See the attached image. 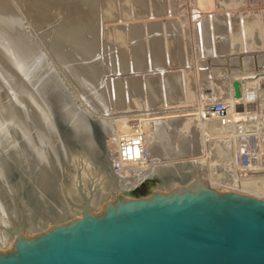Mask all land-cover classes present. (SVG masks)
<instances>
[{
    "label": "rangeland",
    "instance_id": "1",
    "mask_svg": "<svg viewBox=\"0 0 264 264\" xmlns=\"http://www.w3.org/2000/svg\"><path fill=\"white\" fill-rule=\"evenodd\" d=\"M0 1H2V2H0V4L2 3V5L0 6L2 9H0V12H2V14H3V11H4V13L7 15L9 12V10H13L14 12H16V17L18 16H20L19 18L17 17H15L14 16V14H12V12L10 11V13L11 14H9V16H8V18L9 17H11L12 15V17H14V19H18L17 21L20 23V27L22 28V30L23 31H25L26 33H28V34H24V32H23V34H24V36H27L28 38H29V40H28V38H26V40H27V42L29 41L30 42V44H29V42H28V44L25 42V45L24 46H28V47H30V46H32L33 44V48H35L36 50H38V51H40V52H43L44 51V53H41L42 54V56H43V59H45L44 61H45V63H46V65H49L50 67H51V69L49 68V66H48V68L50 69V73L52 74V75H55L59 80H60V77L62 78L60 81H62L60 84H62V85H60L59 84V86L61 87V88H63V87H66V90H67V92H69L70 91V95L71 96H69L70 97V100L71 101H73L74 100V104H75V99H76V107H78V108H80V109H84V108H86V109H90V112L92 113L93 111V114H91L90 113V115H94L95 117H101V119H105L106 121H111V122H116L117 123V125H116V133H115V138L117 139V140H119V142H120V140H123V138L124 139H127V137L129 138V140L130 141H126L127 142V144L129 143V145H127L126 146V142L125 141H123V142H125V144L123 143V142H121L120 144H118V145H120L119 146V150H117V151H119L118 152V155H119V157H120V159H125L124 157H125V154H127L128 152H129V149L130 150H133V148H136L137 149V147H138V145H139V140H141L145 145L143 146V148L141 149L142 151L140 152L141 153V158H144L145 159V161L146 162H149L150 161V157H149V148L151 147V145H149V144H151V142L150 141H152V139H153V129H152V127H150V123H151V125H152V123L155 121V120H157V119H161V117H157L156 118V116L158 115V116H161V115H163V114H166L167 112H168V114H166V115H163L162 116V118L164 119L163 120V122L164 121H166L167 119V123L166 122H164L165 124H166V134H164L163 136L161 135V138H163L164 136H165V139H167V141L169 142V143H173L174 142V136H175V131L174 130H171V127H172V125L170 124L171 123V121L172 122H178V123H180V122H182V123H184L183 121H182V119L183 120H186L185 118H188V116L189 115H192L191 117L189 116V119H190V121H191V123H190V125L192 124L193 126L195 125V127L197 126L198 127V125L200 126L199 128L200 129H202L203 130V132H202V130H200L199 128H197L196 129V132H198V133H196V135L198 136V137H200V139L199 140H196V142H199V143H197L196 145H199V146H196V147H194L193 149L190 147V146H183L184 147V149H183V147H182V153L181 154H176V153H174L173 151V154H171L172 152H170V153H168L165 157H163L164 158V160H163V158H160L159 160H161V162H163V163H165V164H168V163H170V162H172V161H178V162H180L179 161V159H181V161H187V162H190V160L188 159L190 156L192 157V156H194L195 154H196V156H198L197 155V153H198V151L197 150H201L202 151V153H201V151H199L200 153H198V154H200L198 157H196V159H198V160H202L203 161V163L206 165V166H208L207 168H209V171H210V176L215 180V179H217V177L218 178H220V179H217V180H215V182L217 183V184H219L218 186H222V188H223V190H225V191H227L229 194H230V192L231 191H229V189L231 188V187H235V185L237 184V185H239L240 183L241 184H244V183H246L247 184V186H246V184H245V186L246 187H251L252 189L251 190H261L262 189V191H264V172H263V170H264V113H263V111H264V0H214L215 1V3H214V1L213 0H205L206 2H204L203 0H167L168 2H166V0H159V2H158V0H146V3H147V1H148V3L145 5V3H144V0L143 1H141V0H115L116 2H117V4H116V2L114 1V0H104V1H102V0H93L94 2H95V6L97 7L98 5H100L101 3H103V4H101L100 6L101 7H99L98 6V10L96 9V7L94 6V2L92 1V0H87L86 1V3H88V4H85L84 2L85 1H83V3H82V0L80 1V0H51V2H48V1H50V0H30L31 2H34V4L33 3H31L29 0H20V3H19V1L17 2V0H0ZM36 1H39V3L38 2H36ZM53 1V2H52ZM62 1V2H61ZM67 1V2H66ZM79 1H80V5H79ZM110 2V4L109 5H107L108 3L107 2ZM114 1V2H113ZM123 1V2H122ZM125 1L127 2V3H125ZM140 1H141V3H140ZM153 1H156V3L158 2V4L159 3H161V4H157V5H155L156 3L154 2L153 3ZM210 1V2H209ZM212 1H213V3H212ZM3 2H5V3H7V2H9L8 4H6L5 5V3H3ZM40 2H43V3H40ZM48 2V3H47ZM70 2V3H69ZM89 2H90V4H91V2H92V4H93V6L92 5H90L89 4ZM106 4H105V3ZM129 2V3H128ZM142 2H143V5H140L139 6V4H142ZM152 2V3H151ZM167 4H165V3ZM172 2V3H171ZM202 2H204L203 4H202ZM11 3V4H10ZM45 3H47V5L45 4ZM57 3V4H56ZM63 3V4H62ZM81 3L82 4H85L84 5V7L82 8V5H81ZM115 3V4H114ZM119 3H121V4H119ZM125 3V4H124ZM131 3V4H130ZM133 3V4H132ZM21 4V5H20ZM23 4H24V6H23ZM36 4H38V6L40 5V4H42V5H40V6H42V7H44L45 5H46V7H44V12L46 11V13L44 14V12L42 11L43 9L42 8H40V10L43 12V14L41 13V11L39 10V7H37V9H36V7H35V9H33L34 7L32 6V5H34V6H37ZM51 4V5H50ZM54 4V5H53ZM58 4H61V5H59L58 6ZM96 4H98V5H96ZM127 4V5H126ZM130 4V5H129ZM137 4V5H136ZM153 4V5H152ZM169 4V5H168ZM202 4V5H201ZM205 4H207V5H205ZM28 5V6H27ZM30 5V6H29ZM44 5V6H43ZM65 5H67V6H65ZM69 5V6H68ZM70 5H71V7H70ZM79 5V6H78ZM89 5V6H88ZM108 7H107V6ZM112 5V6H111ZM121 5V6H120ZM126 5V6H125ZM134 5V6H133ZM138 7H136V6ZM149 5H151V6H149ZM165 7H164V6ZM174 5V6H173ZM6 7V9H4L3 7ZM9 6H11V8L9 7ZM22 6V7H21ZM31 6L33 7V8H31ZM53 6H55L54 8H53ZM86 6H88V7H86ZM104 6V7H103ZM115 8H114V7ZM123 6V7H122ZM146 6V7H145ZM149 6V7H148ZM153 6H156V8H158V7H160V8H158V9H155ZM204 6H206V7H204ZM214 6V7H213ZM10 8V9H7V8ZM48 7V8H47ZM52 7V8H51ZM61 7H62V9H61ZM69 7H70V9H72L71 11H69L68 12V10H70L69 9ZM75 7V8H74ZM92 9H91V8ZM106 7V8H105ZM126 7V9L124 10L123 8H125ZM128 7V8H127ZM129 7H131V8H129ZM132 7H133V9H132ZM150 7H152L151 9H150ZM169 9H168V8ZM209 7V8H208ZM25 8V9H24ZM46 8V9H45ZM58 8H59V10H58ZM89 8V9H88ZM93 8H95V9H93ZM103 8L105 9V10H103ZM110 8H111V10H110ZM120 10H118V9ZM140 8V9H139ZM146 8V9H145ZM164 8H165V11H164ZM172 8V9H171ZM174 8V9H173ZM205 8V10H203ZM212 8V9H211ZM68 9V10H67ZM76 9V10H75ZM79 9V10H78ZM86 9V10H85ZM101 9V10H100ZM122 9V10H121ZM135 9V10H134ZM137 9V10H136ZM146 10V12L145 13H147V12H149V10H151L148 14H145L144 12H143V10ZM149 9V10H148ZM155 9V10H154ZM161 9V10H160ZM208 9H210V10H208ZM26 10V11H25ZM33 10V11H32ZM88 10H89V13H88ZM103 10V11H102ZM141 10V11H140ZM144 10V11H145ZM148 10V11H147ZM156 10H158L159 11V13L156 11ZM167 10H169V11H167ZM28 11V12H27ZM30 11H32V12H30ZM36 11H38V12H36ZM51 13H50V12ZM55 13H54V12ZM75 11V12H74ZM80 11V12H79ZM93 11V12H92ZM101 13H100V12ZM113 13H112V12ZM119 13H118V12ZM123 11H125V13L127 14H125V16H124V12ZM139 12V13H136V12ZM152 11L154 12V14L152 13ZM155 11H156V13H155ZM162 11H164V12H162ZM26 12V13H25ZM39 12L41 13V16H42V18H41V16L39 15ZM67 12H68V15H67ZM84 12V13H83ZM97 12H99V13H97ZM107 12H108V14L110 15H108L107 14ZM121 12H123V13H121ZM133 12V13H132ZM144 13V15H143V13ZM173 12V13H172ZM196 12V13H195ZM19 13V14H18ZM27 13H29V15L27 14ZM36 13V14H35ZM53 13V14H52ZM62 13V14H61ZM83 13V14H82ZM102 13H103V15H102ZM116 13H117V15H116ZM150 13L152 14V15H150ZM167 13V14H166ZM38 14V15H37ZM50 14H52V15H50ZM56 14H59V15H56ZM77 14V15H76ZM91 16H90V15ZM98 14H99V16H98ZM106 14V15H105ZM132 14V15H131ZM136 14V15H135ZM141 14V15H140ZM171 14V15H170ZM214 16H213V15ZM27 15V16H26ZM31 15H35V17H32V18H30L31 17ZM44 15H47V17H45L46 18V21H45V18H44ZM55 15V16H54ZM60 15H61V17H60ZM65 15V16H64ZM68 17H67V16ZM87 15V16H86ZM120 15H122V17H120ZM145 15H148L147 17L145 16ZM154 15V16H153ZM162 17H161V16ZM195 15V16H194ZM216 15H220V17H218V16H216ZM40 18H39V17ZM93 16V17H92ZM101 16V17H100ZM104 16V17H103ZM107 16H109V18H107ZM115 16V17H114ZM126 16H127V19H125L126 18ZM128 16H130L129 18H131L130 20H129V18H128ZM131 16H133V18L131 17ZM141 18H140V17ZM143 16V17H142ZM3 17H7V16H4L3 15ZM11 17V18H12ZM36 17H38V18H36ZM50 17V18H49ZM51 17H53V19L51 18ZM76 17V18H75ZM86 17V18H85ZM101 19H100V18ZM112 17V18H111ZM116 17H118V18H116ZM120 17V18H119ZM123 17H125V18H123ZM135 17V18H134ZM155 17V18H154ZM157 17V18H156ZM34 18V19H33ZM55 18H57V19H55ZM66 18V19H65ZM67 18H69L68 20H67ZM75 18V19H74ZM94 18V19H93ZM98 18V19H97ZM122 18V19H121ZM138 18H140V19H138ZM146 18V19H145ZM152 18V19H151ZM167 18H169V19H167ZM217 18V19H216ZM240 18H242L241 20H240ZM42 19H44V21L42 20ZM93 19V20H92ZM109 19V20H108ZM114 19H116V20H114ZM119 19V20H118ZM134 19V20H133ZM162 19V20H161ZM166 19V20H165ZM172 19V20H171ZM174 19V20H173ZM20 20V21H19ZM31 22H30V21ZM37 20H38V22H37ZM47 20H48V22H47ZM51 22H50V21ZM90 20V21H89ZM98 20V21H97ZM124 20H126V21H124ZM128 20V21H127ZM143 20V21H142ZM221 20V21H220ZM245 20V21H244ZM40 21V22H39ZM42 21V22H41ZM55 21V22H54ZM58 21V22H57ZM71 21V22H70ZM80 21V22H79ZM86 21V22H85ZM87 21H89L90 22V24L88 25V23H87ZM94 21V22H93ZM115 21V22H114ZM134 21V22H133ZM136 21V22H135ZM166 21V22H165ZM244 21V22H243ZM46 22V23H45ZM53 22V23H52ZM63 22H65V23H63ZM74 22V23H73ZM82 22V23H81ZM130 22H131V24L132 25H134V30L136 29V28H138L139 30H140V28L142 27L143 28V30H142V28H141V30H140V33L142 34L145 30V32H146V34L148 33V35H146L145 34V32L141 35L140 34V36H139V33H137V31H138V29H137V31L134 33V35H133V30H132V25L130 24ZM133 22V23H132ZM139 22H140V24L142 25V26H139L140 24H139ZM154 23V25L153 24H151V26H155L153 29H154V35H155V32L158 30V27H159V30L156 32L157 34H165V35H167V36H170V32L173 30V32L174 33H176V35L174 34V36H176L175 38H173V37H171L173 34H171V43L173 44L174 43V45H172L170 42H168V41H170V37H167V36H163V35H161V37L164 39V37L165 38H167L168 39V41L167 40H165L164 39V41H166V42H164L163 41V39H156V37H159V36H157V34H156V36H155V41H154V35H153V31H151L152 30V28H151V30L148 28L147 29V26H148V23ZM156 22H159L161 25L159 26V23H157L158 24V27L156 26L157 24H155ZM170 22H173V23H171L172 24V26L171 25H169L170 24ZM183 22V23H182ZM236 22V23H235ZM242 22H243V24H242ZM245 22H246V27H245ZM17 23V22H16ZM41 23V24H40ZM43 23V24H42ZM50 24V25H48V24ZM52 23V24H51ZM58 24V26H57V24ZM76 23V24H75ZM92 23V24H91ZM115 23V24H114ZM136 23V24H135ZM144 23H147V24H144ZM208 25H207V24ZM212 23V24H211ZM223 23V24H222ZM231 23H234V24H232L231 25ZM248 23V24H247ZM251 23V24H250ZM18 24V23H17ZM47 24V25H46ZM60 24H61V26H60ZM100 24V25H99ZM125 24V25H124ZM174 24H177V28H176V26L174 25ZM213 24H214V26H213ZM217 24V25H216ZM236 24V25H235ZM238 24V25H237ZM19 25V24H18ZM36 25H37V28H36ZM42 25V26H41ZM58 27H56V26ZM72 25V26H71ZM74 25V26H73ZM78 25V26H77ZM81 25V26H80ZM84 25V26H83ZM88 27H87V26ZM94 25V26H93ZM110 25V26H109ZM127 25V26H126ZM136 25V26H135ZM138 25V26H137ZM144 25V26H143ZM150 25V24H149ZM162 25H164V26H162ZM224 25V26H223ZM226 25V26H225ZM230 25V26H229ZM39 26H40V28H39ZM49 26V27H48ZM66 26V27H65ZM76 26V27H75ZM97 26V27H96ZM123 27V29L122 30H124V31H121V28ZM129 26H131L130 27V29H128L129 28ZM146 26V27H145ZM162 26V27H161ZM168 28H167V27ZM170 26L171 27H174L173 29H170ZM233 28H232V27ZM235 26H236V29H235ZM252 26V28H250ZM33 27V28H32ZM34 27H35V29H34ZM62 28V29H60V28ZM69 27V28H68ZM73 27V28H72ZM119 27H120V30H119ZM127 29V31H126V29ZM150 27V26H149ZM164 27H166L165 29H164V31H165V33L164 32H162V33H159V32H161V30L160 29H162V31H163V28ZM208 29H207V28ZM214 27V28H213ZM220 27V28H219ZM227 29H226V28ZM230 27V28H229ZM256 27V28H255ZM55 28V29H54ZM71 28V30H69ZM74 28H76L75 30H73ZM78 28H79V30H78ZM84 31H82L81 29ZM115 28H116V30H115ZM145 28V29H144ZM155 28H157L156 29V31H155ZM177 30H176V29ZM212 30H211V29ZM250 30H249V29ZM41 29V30H40ZM43 29H44V31H43ZM52 29H54V30H52ZM68 30V32H67V30ZM90 29V30H89ZM102 29H103V31H102ZM106 29V30H105ZM112 29H113V31H112ZM174 29L176 30V31H174ZM216 29V30H215ZM225 29H226V31H225ZM252 29V30H251ZM31 30V31H30ZM72 30H73V32H74V34L72 33ZM77 30V31H76ZM89 30V31H88ZM93 30V31H92ZM99 30V31H98ZM109 30V31H108ZM129 30H130V32H132L131 34V36H135V38L136 39H133L131 36H129L128 34H129ZM148 30H149V32H148ZM168 30H169V32H168ZM180 30V31H179ZM205 30H206V32H205ZM209 30V31H208ZM247 30V31H246ZM36 31H37V33H36ZM38 31H40V32H38ZM48 31V32H47ZM52 31V32H51ZM60 32L61 31V33H58V32ZM63 31H64V34H63ZM79 31V32H78ZM86 31V32H85ZM91 31V32H90ZM142 31V32H141ZM178 31L180 32V34H178V35H180V39H179V37L177 38V33H178ZM208 31V32H207ZM211 31V32H210ZM217 31V32H216ZM222 32V33H220V32ZM224 31V32H223ZM254 31V33H252ZM45 32L48 34V38H46V34H45ZM56 32H57V34L59 35V38L60 39H62V40H59V38H57V34H56ZM81 32H83V33H81ZM90 32V33H89ZM103 32V33H102ZM107 32V33H106ZM112 34H111V33ZM115 32V33H114ZM121 32V33H120ZM122 32H124V33H122ZM169 33V35L168 34H166V33ZM173 32H171V33H173ZM186 32V33H185ZM219 32V33H218ZM251 34H250V33ZM258 32V33H257ZM52 33V34H51ZM81 33V34H80ZM85 33H87V34H85ZM105 33V34H104ZM205 33H206V35H208V36H210V37H207V39L208 38H210L208 41H206V35H205ZM209 33V34H208ZM227 33V34H226ZM69 34V35H68ZM92 34V35H91ZM96 35V37H95V35ZM98 34V35H97ZM110 36H109V35ZM124 34V35H123ZM136 34V35H135ZM151 34L153 35L151 38H149L150 36H151ZM248 34H249V36H248ZM254 34V35H253ZM40 35V36H39ZM43 35V36H42ZM51 37H50V36ZM61 35H63V36H61ZM67 35V36H66ZM72 35H74V36H72ZM80 35V37H78ZM85 35H87V36H89L88 38H87V40L85 39L86 37H85ZM101 35V36H100ZM102 35H104V36H102ZM118 36V39H120L121 38V40H119L120 42H118V39H117V36ZM121 37H120V36ZM185 35V36H184ZM45 36V37H44ZM53 36H55V38L53 37ZM65 36L67 37V39L65 38ZM71 38H70V37ZM77 36V37H76ZM81 36H83V37H81ZM90 36H92V37H90ZM98 36H99V39H98ZM125 36V37H124ZM136 36H139V37H141V36H143L144 38H142V39H139V37H136ZM147 36V37H146ZM220 38V40L218 39V37ZM222 36V37H221ZM223 36L225 37V40H224V38H223ZM226 36H227V39H228V41H227V39H226ZM250 37V39L248 38V37ZM253 36V37H252ZM256 36V37H255ZM36 37V38H35ZM85 37V38H84ZM102 37V38H101ZM109 37V38H108ZM120 37V38H119ZM123 37V38H122ZM129 37H131V38H129ZM215 37L217 38V39H215ZM255 37V38H254ZM52 38H53V40H52ZM75 40H74V39ZM78 38L79 39H81V40H78ZM89 38H91L90 40H89ZM95 38H96V40H95ZM104 38V39H103ZM115 40H114V39ZM223 38V39H222ZM231 40H230V39ZM249 40H248V39ZM253 38V40H255L254 41V43H253V40H251ZM31 39V40H30ZM65 39V40H64ZM94 39V40H93ZM111 39H113V40H111ZM126 39V40H125ZM128 39H131V40H133L132 41V43H130L131 42V40H128ZM139 39V40H138ZM144 39V40H143ZM173 39H174V42H173ZM175 39H179V40H181L180 42L181 43H183V45H185L184 47L185 48H183L184 49V54L182 55V53H183V49H182V53H181V51H179V49H178V51H179V56H180V58H181V61H182V59H183V61H184V67H183V69H184V71L182 70V63L183 62H181L180 61V59L178 60V63L175 61V63H174V59L175 58H173L172 59V57H174V56H171V55H176V51L174 50V49H176L177 50V48H179L178 47V45H176V40ZM223 40V42L225 41V43L224 44H227V46H225V49H222V50H220V46H221V44L220 43H222V40ZM256 39H257V41H256ZM33 40V41H32ZM39 42H38V41ZM50 42H49V41ZM57 40L59 41V42H57ZM70 40H72V42H69ZM74 40V41H73ZM84 40V41H83ZM85 40H86V42H85ZM99 40V41H98ZM105 41V44H104V42H102V41ZM144 41L143 42V45H142V42L141 41ZM147 40V41H146ZM152 40V41H151ZM156 40H160L161 41V43L159 44V43H157V44H155L157 41ZM179 40H178V42H177V44L179 43L180 44V42H179ZM219 40V41H218ZM32 41V42H31ZM45 41V42H44ZM63 43H62V42ZM66 41H68V44L66 43ZM82 41H83V43H85V44H83L82 43ZM108 41H111V42H108ZM125 41H126V43H125ZM137 41H140V43L138 44L137 43ZM154 41V42H153ZM159 41V42H160ZM184 41H185V43H184ZM101 42V46H100V49H99V44H98V46H97V43H100ZM113 42V43H112ZM147 42H149V43H152L153 44V46H154V44L156 45V49L158 48L159 49V47H158V44H159V46H160V50L162 49L163 50V53H162V51H159L158 49V51H159V54H160V52H161V54H162V56H161V54L160 55H158V54H156V55H158L157 56V58H159V56H161V57H163L165 54L167 55V53H169L168 55L169 56H171V60H170V57L168 58V61L170 62V61H173V63L172 62H170V66H169V64H167L168 62H167V60H166V57L162 60L163 61V63H164V65H165V68H163V67H161V65L159 66V62H161V61H159V59H158V61H157V59L155 58V61H153L152 62V59L151 58H153L154 59V50H153V52L154 53H152L151 51H149L151 48L150 47H152V45L150 44V47L149 46H146V45H148L147 44ZM220 42V43H219ZM226 42H228V43H226ZM253 43V44H255V42H256V44L255 45H253V44H250V43ZM31 43H33L32 45H31ZM37 43V44H36ZM49 43V44H48ZM61 43H62V45H61ZM73 43H74V45H73ZM80 43V44H79ZM90 43V44H89ZM103 43V44H102ZM106 43H107V45H106ZM109 43H112V44H110L109 45ZM117 45V43H119V44H121V46L119 47V48H117V46H119V45H117L116 46V48H115V44ZM136 43V47H137V45H138V47L137 48H139L140 47V45H141V47L142 48H144V53H143V56H145V58L146 59H142V55H141V52L143 51L141 48H140V50H141V52L139 51V49H138V51L140 52L139 54H140V56H141V59H140V56H138L139 57V59H140V62H141V60L143 61V63L145 62V66H146V64H147V66H146V68L147 69H144L143 70V68H144V66H143V63L142 64H139V67H137L136 65H137V61H139L138 60V58H137V56H136V59H135V57H134V55H136V54H138V51H137V48H136V50H135V53H134V49H132V48H130V47H133V44H135ZM165 45H164V44ZM168 43H169V45H171V46H173V48L171 47V46H169L168 45ZM218 43H219V48H218ZM58 44H60V45H58ZM78 44L80 45V47H78ZM87 44V45H86ZM89 44V45H88ZM93 44V45H92ZM94 44H95V46H94ZM114 44V45H113ZM132 44V45H131ZM144 44H146L145 46H144ZM167 44V45H166ZM188 44V45H187ZM70 45V46H69ZM112 45V46H111ZM125 45H126V47H125ZM164 45V46H163ZM37 46V47H36ZM45 46V47H44ZM56 46V47H55ZM74 46V47H73ZM110 46L112 47V49L114 50H111V48H110ZM129 46V50L131 49V51L134 53V55L132 54V52H130L129 51V54L128 53H125V49H123V47L124 48H126L127 49V47ZM167 47L166 49L165 48H163V47ZM182 45L180 44V47H181ZM222 46H224L223 45V43H222ZM40 48V49H37V48ZM109 48V49H107V48ZM147 47H149V50H146V49H148ZM162 47V48H161ZM172 48V50L171 49H169L170 51H173L172 52V54H171V52L168 50V48ZM183 47V46H182ZM187 47H188V49H187ZM46 48V49H45ZM47 48H49V49H47ZM57 48V49H56ZM61 50H60V49ZM66 48V49H65ZM92 50H91V49ZM98 48V49H97ZM121 48H122V50H121ZM222 48V47H221ZM51 49V50H50ZM68 49V50H67ZM88 49V51H86ZM95 49V50H94ZM128 49H127V52H128ZM153 49V48H152ZM151 49V50H152ZM154 49H155V46H154ZM67 50V51H66ZM79 50H80V52H79ZM89 50H91V51H89ZM97 50V51H96ZM107 51V53H106V51ZM120 50L122 51V52H120ZM169 52H168V51ZM181 50V49H180ZM186 50L188 51V52H186ZM49 52L50 54H46V52ZM94 51V52H93ZM99 51V52H98ZM100 51H101V54H100V56H99V53H100ZM113 51V52H112ZM118 51L120 52V53H118ZM137 51V52H136ZM148 51L151 53V54H153V55H151V57H150V55H149V53H148ZM165 51L167 52V53H165ZM70 52V53H69ZM75 52V53H74ZM78 52V53H77ZM88 52H90V54L88 53ZM92 52V53H91ZM111 52H112V55H111ZM115 52V54L116 55H118V56H115L113 53ZM123 52L125 53L124 55H123ZM225 54H224V53ZM230 52V53H229ZM69 55H68V54ZM81 53L83 54V55H81ZM104 53V54H103ZM106 53V54H105ZM131 53V54H130ZM146 53V54H145ZM157 53V52H156ZM185 53H188V55L186 56V58H188V59H186L185 58ZM229 53V54H228ZM44 54V55H43ZM45 54H46V56H45ZM71 54H72V56H71ZM80 54V55H79ZM147 54H148V57H150V61L152 62V63H150V61L148 62V59H147ZM171 54V55H170ZM227 54V55H226ZM65 55V56H64ZM96 55H98V56H96ZM105 55V56H104ZM120 55V56H119ZM122 55V56H121ZM127 55H131V59H130V57L129 56H127ZM168 55H167V57H168ZM181 55H182V57H181ZM74 56V57H73ZM87 56V57H86ZM107 56L109 57L108 59H107ZM111 56H113V57H111ZM124 56V57H123ZM126 56H127V58H126ZM177 57H178V55H176ZM6 57V56H5ZM4 57V58H5ZM46 57V58H45ZM60 57V58H59ZM64 57V58H63ZM90 57V58H89ZM93 57H94V59H93ZM96 57H98V60H99V63H101V64H103V66L105 65V68H104V70H106V68H108L109 66H110V69H107L106 71L108 72V70H109V72L106 74V71H103V69H101L102 67H101V65H100V67H99V63H98V61H97V63L98 64H96ZM101 59H100V58ZM116 57H122V58H124V59H120V61H121V63L122 64H124V62H125V65H127L128 66V64H129V66H130V63H131V65H133V63H135L134 64V66H133V69L135 68V72H134V70H132V69H130L129 70V66L127 67V71H128V77H127V71H126V69L125 70H123V67H124V65L122 66L121 65V63H120V61L118 60V58H116ZM134 59H133V58ZM160 57V58H161ZM184 57V58H183ZM229 57H231V58H229ZM232 57H233V59H232ZM0 60H4L3 61V63L5 64V59L3 58V56L2 55H0ZM3 58V59H2ZM7 58V60H9L10 59V57H9V59H8V57H6ZM47 58H49V59H47ZM59 58V59H58ZM70 58V59H69ZM102 58H104V63L102 62ZM127 60H126V59ZM129 58V59H128ZM51 59H52V61H51ZM61 59V60H60ZM75 59V60H74ZM106 59L107 60H112V62H111V65H109L108 67L106 66V64L108 65V64H110L109 62L110 61H108V63H107V61H106ZM113 59H114V61H113ZM178 59V58H177ZM177 59H175V60H177ZM185 59H186V61H185ZM224 59H226L225 61H224ZM47 60H49V61H47ZM64 60V61H63ZM71 60V61H70ZM124 60H126V61H124ZM128 60H131V62L129 63L128 62ZM164 60H166V61H164ZM233 60H235V62L233 61ZM55 61V62H54ZM60 61V62H59ZM79 62V64H78V62ZM123 61V62H122ZM136 61V62H135ZM180 61V62H179ZM229 61V62H228ZM8 61H6V63H7ZM51 62H52V64H51ZM61 62H63V63H61ZM71 62L73 63V64H71ZM76 62V63H75ZM116 62V63H115ZM154 62H158L157 64H158V66L162 69L163 68V70H162V72H160L161 70H160V68H159V70L160 71H158L157 69L158 68H155V69H153L152 67V69H148V63H149V67H150V64H152L154 67H156L155 65H154ZM11 63H12V61H10V63H8V65L10 64V66H9V68H11L12 67V71L14 70L15 72H14V74L16 75L15 76V78H14V80L13 81H15V82H18L19 80L21 81V79H23L22 78V75L19 73V72H16V70L15 69H13V66L11 65ZM67 63H68V66H67ZM84 63V64H83ZM112 63H114V64H112ZM117 63H120L119 64V67L120 66H122V68H116V64ZM139 63V62H138ZM180 63V66H179V68L180 69H177L178 68V64ZM186 63L188 64V65H186ZM64 64V65H63ZM77 64V65H76ZM90 64H91V66H92V64H93V66L92 67H89L90 66ZM95 64V65H94ZM156 64V63H155ZM156 64V65H157ZM166 64H167V66H166ZM53 65V66H52ZM57 65H59V66H57ZM61 65V66H60ZM70 65H71V67H70ZM98 67H97V66ZM113 65V66H112ZM114 65H115V67H114ZM54 66H57V67H54ZM74 66V67H73ZM87 66H88V68H87ZM188 66V67H187ZM62 67V68H61ZM65 67V68H64ZM77 67H78V70H79V76H80V80L78 81L76 78H77V72L76 71H78L77 70ZM94 67V68H93ZM96 67V68H95ZM112 67V68H111ZM118 67V66H117ZM136 67H137V69H136ZM141 67H143V68H141ZM176 67V68H175ZM56 68V69H55ZM79 68H81V69H79ZM86 68H87V71H88V69L89 68H93V71H94V73L96 72V76L95 77H91V73H92V70H90L89 69V71H91V72H88L87 73V71L85 72V70H86ZM115 68V69H114ZM141 68V71L139 70ZM62 69H64V70H62ZM69 69H72L71 71H73L74 73L73 74H71L72 72L69 70ZM114 69V70H113ZM120 69V70H119ZM164 69H165V71H164ZM168 69L170 70V71H168ZM175 69H177V70H175ZM188 69V71L190 70V73H189V76H188V74L185 72L186 70ZM67 70H69L68 72H67ZM83 71V75L84 74H86V75H88L90 78H88V77H86V75L84 76V77H86L85 79H84V77L82 76V71ZM111 70H112V72H111ZM116 70V71H115ZM118 70V71H117ZM124 72H123V71ZM137 70V71H136ZM143 70V71H142ZM173 70V71H172ZM174 70L177 72V73H175L174 72ZM81 71V72H80ZM120 71H122V72H120ZM138 71L141 73V74H138L137 75V73H138ZM153 71V72H152ZM166 71H167V73H168V75H167V77L165 78V79H169L168 81H169V86H167L168 85V82L166 83L165 81H167V80H165V79H163V74L162 73H165L166 74ZM75 72H76V74H75ZM103 72H105V73H103ZM111 72V73H110ZM119 72V73H118ZM134 72V73H133ZM137 72V73H136ZM146 73V76H147V74H150V78L149 77H147V78H145L146 76L145 75H143V74H145ZM170 72V73H169ZM171 72H174V73H171ZM182 72L184 73H186L187 74V77L189 78V81L191 80L192 81V79L191 78H193V88L191 87V84H190V87H189V85H188V83L186 84L184 81H186V79L185 78H187L186 76H185V78H184V74H182ZM101 73V74H100ZM122 73V74H121ZM132 73H133V77L134 78H137V79H140L139 80V83L141 84V85H143V87L142 88H144V92H145V95H146V90L147 89H149V87L150 86H152V84L153 83H151V85L149 84L148 86H146L147 84H148V80L149 79H151L152 77H153V81H151V82H154L155 83V80H154V78L155 77H159V78H155L156 79V81L158 82V83H160V81L161 80H165L164 81V85H162V83H163V81H161V83L159 84L160 85V87H155V90H159V88H160V90H159V92H163V87L166 85V90H170V88L172 87L171 86V83L172 84H174V82H175V84L177 83V82H180L178 85H175L174 84V86L171 88V91H175L176 89H174L173 90V88H176L177 87V89H179L178 87H179V85H180V89L179 90H176L177 92H174L175 94H179V91H181L182 90V92L179 94V96H181L182 94H184L183 92L185 91L184 89V87H186L187 88V86L186 85H188V91L190 92V95L192 96V100H190L189 102L187 101V103H186V100H189V99H191L190 97H189V92H187V90L185 91V92H187L186 94L188 95V98L189 99H186L185 98V100H184V95H183V97H182V99L185 101H181V98H179V96H175V99H176V101L173 99L174 97H172V99H173V101H172V99H170L169 100V98H171L170 97V94H172L173 96H174V94H173V92L171 93L170 91L169 92H167V91H165V92H163V93H159L158 92V90L156 91V93L158 92V95H159V97H160V95H161V98H162V96H163V98L166 96V98H165V101H164V99H163V102H166V100H167V95L169 94V96H168V104L166 103H164V104H162V105H164V106H166V107H164V106H162V107H164V108H162L161 106H159V102H160V99L159 98H157L156 97V100L154 99V98H152V97H150V99H151V102L150 103H152V101H153V103H152V105L150 104H148V102L146 103V101H147V99H148V97H147V95H146V97H147V99L145 98V96H144V98L146 99V101L144 100L143 101V92L141 91H139L137 94H139V93H141V95H142V97H140V99H139V95H135V93L134 92H136V89H137V87H138V85H137V83H138V81L136 82V84H135V86H134V79H133V77H132ZM178 73L180 74V75H178ZM70 74V75H69ZM81 74V75H80ZM93 74V73H92ZM120 74V75H119ZM153 74H154V76H153ZM156 74V75H155ZM164 74V76H166ZM169 74H173L174 75V77H173V79L172 78H170V77H172L171 75H169ZM175 74H176V76H177V78L178 77H180V78H178V81L177 80H174V78H175ZM17 75H19V77L17 76ZM60 75V76H59ZM72 75V76H71ZM105 75V76H104ZM151 75H152V77H151ZM158 75V76H157ZM190 75H192L191 77H190ZM71 76V77H70ZM79 76H78V78H79ZM98 76V77H97ZM104 76V77H103ZM107 76V77H106ZM126 76V77H125ZM142 76H144V77H142ZM160 76H161V79H160ZM168 76H170L169 78H168ZM16 77H18L17 79H16ZM72 77H74V78H72ZM81 77H82V79H81ZM100 77V78H99ZM142 77V78H141ZM97 78H98V80H97ZM116 78V79H115ZM121 78V79H120ZM128 78V79H127ZM131 78V80H129ZM149 78V79H148ZM182 78H184L185 80L183 81V79ZM187 78V79H188ZM19 79V80H18ZM65 79V80H64ZM90 79H91V81H90ZM104 79V80H103ZM107 79V80H106ZM118 79V80H117ZM127 79V80H126ZM137 79H135V80H137ZM148 79V80H147ZM171 79L174 81V82H171ZM176 79V78H175ZM76 80V81H75ZM84 80V81H83ZM96 80V81H95ZM101 80H103L102 82H101ZM109 80V81H108ZM115 80H116V82H118V81H120V83L122 82V80L124 81V80H126V82L124 81L123 83H121V86H120V84H116L115 83V85H114V87L116 88V85H117V88H118V86H120V91H121V89H122V86H123V84L125 83L126 85H124V89L126 88V86H127V84H128V82L129 81H131L130 82V84L128 85V86H130L129 87V89L131 88V84H133V86H132V88H135L136 86V88L133 90L132 88H131V90H133V95H131V96H133L134 97V99L132 98V101L130 102V100H131V98H130V95H128V93L131 91H129L127 88H126V90H123L122 89V92H119V96H121V98H119V100H118V96L117 95H115V92L116 93H118V90H119V88H118V90L117 91H115L114 93H113V83L115 82ZM143 80H145V81H143ZM146 80H147V83H146ZM181 80V81H180ZM3 80H2V78H0V82H1V87H0V123L2 122V123H5V122H7V120H9L10 118H13V119H16V118H18V116L19 117H21L22 115V118L20 119H17V120H20L21 121V123H23V125L24 124H26V125H28L29 123H31V124H29V126H33V125H36L37 127H38V130L40 129H42L43 130V128H44V121H43V119H40V117H41V115H39V104L41 103L40 101H39V99H38V101L36 100V98H33V97H31V96H26V97H24L22 100L23 101H25V99L28 101H26V102H24L25 103V106H24V103H23V105H22V103L20 102L19 104L21 105V106H23V107H21V106H19V104H17L18 102H15V99H18V97H20V93H22L23 92V94H24V91H25V89H22L21 91H20V93L18 92V90H17V92H18V97L16 96V94H17V92H15L14 91V94H15V99L13 98V94H11V93H13V91L11 92L8 88H9V86L7 85V86H5V83H3L2 82ZM64 81H66V82H64ZM78 81V82H77ZM85 83L84 85H83V83ZM86 81V82H85ZM99 81V82H98ZM212 81H214L213 83L214 84H216L218 81H220V82H218V84L220 85V87L219 86H217L218 84H216V85H211L210 83L212 82ZM216 81V82H215ZM104 83V85L102 84V87H99V85H101V83ZM108 84H107V83ZM113 82V83H112ZM146 83L145 85L144 84H142V83ZM184 82V83H183ZM186 82H188V80L186 81ZM223 82V83H222ZM233 82H238L239 83V85H240V98H238V99H236V98H234V95H233V90H232V84H233ZM73 83V84H72ZM87 83V84H86ZM91 83V84H90ZM95 83H97V84H95ZM100 83V84H99ZM107 85H106V84ZM119 83V82H118ZM166 83V84H165ZM206 83H207V85L208 84H210L211 85V88H212V90H211V88L209 87V86H205L206 85ZM18 84H19V82H18ZM63 84H66V86L65 85H63ZM140 84H139V87H138V89H140L141 88V86H140ZM16 85V87H17V83L15 84ZM14 84H10V86L13 88L14 86H15ZM90 85V86H89ZM98 87H97V86ZM162 85V86H161ZM3 86H4V88H3ZM69 88H68V87ZM92 86H93V91H95L94 90V88H95V86H96V91L97 92H100V99L103 97L102 95H101V92H102V90H101V88L103 89V86L105 87V86H109V88H110V91H109V89H108V91H106L107 93H110L109 95H107V93L105 92V94H106V96H110L109 98H110V100L108 101V103L110 104L111 103V100L113 101V100H115V98L113 99V97H114V95L115 96H117L116 98H117V100L118 101H120L122 98L125 100L124 102H123V99H122V101H120L121 103H122V105L121 106H123L122 107V109L120 108L119 109V107L120 106H118L117 108L115 107V105H113L114 104V102H113V104H112V106L113 107H110L109 108V106L111 105H109L108 103H107V101L106 100H108L107 99V97H103V99H104V101H105V103L103 102V104L102 103H100V100L99 101H97V100H95L96 102H94V100H92L93 102H94V104H91V103H93L92 101H91V99H93L94 98V93H93V91L91 92L90 90H91V88H92ZM112 86V87H111ZM144 86H146V90H145V87ZM155 86H158L157 85V83L155 84ZM181 86H182V88H181ZM213 86H214V89L215 90H213ZM222 86L223 87H225V88H222ZM16 87H14V88H16ZM78 89H77V88ZM154 86H152V87H150V88H153ZM170 87V88H169ZM209 87V88H208ZM216 87H217V89H220L219 91L216 89ZM2 88V89H1ZM13 88V89H14ZM68 88V89H67ZM97 88H100L99 90H97ZM141 88V89H142ZM169 88V89H168ZM229 88V89H228ZM65 89V88H64ZM90 91H88V90ZM104 89H106V87L104 88ZM193 91V94L194 95H192V93H191V91ZM223 91H222V90ZM227 89V91H225ZM107 90V89H106ZM129 91V92H126L127 93V95L126 94H124V92L125 91ZM143 90V89H142ZM149 90H151V89H149ZM164 90H165V87H164ZM11 93H10V92ZM105 91V90H104ZM104 91H103V93H104ZM210 91V92H209ZM26 92H27V94H29V91L26 89V91H25V94H26ZM75 92V93H74ZM87 92H89V93H87ZM151 92V96H152V94H153V96L155 95L154 94V92H153V90H151V91H149V93ZM168 93L167 95H165L164 96V94L165 93ZM214 94H213V93ZM121 93H122V95L124 94V96H122L121 95ZM198 93V94H197ZM212 93V94H211ZM7 94V95H6ZM74 94V95H73ZM93 95L92 97H91V95ZM97 93H96V96L98 95ZM113 94V95H112ZM132 94V93H131ZM147 94H148V90H147ZM177 94V95H178ZM222 94H224L223 96H221ZM99 95L97 96V98H96V96H95V98L96 99H99L98 97H99ZM135 95V96H134ZM157 95V94H156ZM155 95V96H156ZM187 95H185L186 97H187ZM219 95V96H218ZM12 96V97H11ZM77 96V97H76ZM102 96V97H101ZM127 96V97H126ZM128 96H129V101H128ZM149 96H150V94H149ZM195 96V97H194ZM2 97H3V99H2ZM74 97V98H73ZM90 97H91V99H90ZM197 97V98H196ZM7 98V99H6ZM12 98V99H11ZM33 98V99H32ZM79 98V99H78ZM143 98V99H142ZM179 98V99H178ZM103 99H102V101H103ZM142 99V100H141ZM150 99H148L149 101H150ZM157 99L159 100V102H158V104H157ZM194 99V100H193ZM21 100V98H19V101H22ZM77 100H79V101H77ZM117 100H115L116 102H117ZM126 100H127V105H126ZM135 100H137L138 102L140 101V103H136V105H135ZM154 100L156 101V103L154 102ZM178 100H180V101H178ZM6 101H8V102H6ZM22 101V102H23ZM91 101V102H90ZM101 101V102H102ZM162 101V100H161ZM38 102V103H37ZM115 102V103H116ZM130 102V103H129ZM169 102H170V106H169ZM175 102H177V103H175ZM180 102L182 103V105H180V106H175L176 104H180ZM2 103V104H1ZM5 103V104H4ZM72 103V105H74ZM98 103V104H97ZM121 103H119V104H121ZM125 103V108H124V104ZM156 104V105H153V104ZM13 104V105H12ZM27 104H29L30 105V107H29V105H27ZM77 104H79V105H77ZM96 104V105H95ZM100 104V105H99ZM101 104L103 105V106H101ZM108 104V105H107ZM118 104V105H119ZM129 104V105H128ZM132 104V105H131ZM134 104V105H133ZM137 104H138V106H137ZM140 104V105H139ZM143 104H145L144 106H143ZM174 104V105H173ZM194 104V105H193ZM3 105H4V107H3ZM10 105H12V106H10ZM32 105V106H31ZM36 105V106H35ZM96 106L95 108H97V107H99V106H101V107H99L100 109H102V107L104 108V106H106V107H108L107 109V112H106V107L104 108V109H102V110H99V111H101V113L100 112H98L97 110L99 109H92V107L93 106ZM131 105V107H129ZM161 105V104H160ZM26 106H28V108L26 107ZM81 106V107H80ZM85 106V107H84ZM90 106V107H89ZM133 106V107H132ZM146 106V107H145ZM154 107V109H153V107ZM160 107V109H159V107ZM167 106H168V108H167ZM172 106V107H171ZM1 107H3V108H1ZM35 108L34 109V112H33V110H31V109H33V108ZM115 107V109H113ZM130 109H129V108ZM138 107V108H137ZM41 108V107H40ZM69 108V107H68ZM128 108V109H127ZM134 108H135V111H134ZM151 108V109H150ZM177 110H176V109ZM185 108V109H184ZM191 108V109H190ZM3 109V110H2ZM7 109H9L10 110V112H9V110H7ZM31 110V112H29L30 110ZM38 109V110H37ZM112 109H113V111H112ZM126 109V110H125ZM139 109V110H138ZM164 109V110H163ZM168 109V110H167ZM175 109V110H174ZM184 111H186V110H188L189 109V111H191V113L192 114H189L190 112H185V114L186 113H188L187 114V116L185 117V114H184V116H182L183 114H182V112H184ZM215 109L216 110H220V109H222V112H220V111H215ZM91 110H93V111H91ZM103 110H105V111H103ZM117 110H118V112H117ZM119 110H120V112H119ZM125 110V111H124ZM132 110V111H131ZM138 110V111H137ZM167 110V111H166ZM171 110V113L169 112ZM174 110V111H173ZM179 110H182L181 111V113H180V111ZM197 112H196V111ZM4 111V112H3ZM26 111H28V112H26ZM36 111V112H35ZM134 111V112H133ZM157 111V112H156ZM162 113H161V112ZM173 111V112H172ZM9 112V113H8ZM14 112V113H13ZM17 112H19V113H17ZM22 112V113H21ZM38 112V113H37ZM103 112H105V113H103ZM110 112V113H109ZM114 112V113H113ZM177 112H179L178 114H177ZM8 115H7V114ZM10 113H11V116H10ZM21 113V114H20ZM29 115H27V114ZM29 113H31V114H29ZM156 113V114H155ZM161 113V115H159ZM172 114V116L170 115V114ZM195 113V114H194ZM16 114V115H15ZM26 114V115H25ZM36 114V115H35ZM102 114V115H101ZM107 114V115H106ZM194 114V115H193ZM196 114H197V117H196ZM6 115V116H5ZM15 115V116H14ZM38 115V116H37ZM101 115V116H100ZM105 115V116H104ZM131 115V116H130ZM133 115V116H132ZM138 115V116H137ZM152 115V116H151ZM154 115H156L155 117H154ZM168 115V116H167ZM170 115V116H169ZM174 115H176V116H174ZM177 115L178 116H180V117H178L177 118ZM7 116H9V118H7L6 119V117ZM27 116V117H26ZM32 116H33V118H32ZM93 116V117H94ZM105 118H104V117ZM108 116V117H107ZM119 116V117H118ZM166 116H167V119H166ZM194 116H195V118H194ZM2 117H3V121H2ZM29 117V118H28ZM34 117H36L37 119L35 120L34 119ZM39 117V118H38ZM92 117V118H93ZM110 117V118H109ZM117 117V118H116ZM170 117H171V120H170ZM172 117H173V119H174V121H173V119H172ZM31 118V119H30ZM113 118H114V120H113ZM156 118V119H155ZM179 118H181V121L179 120ZM198 118V119H197ZM200 118V119H199ZM6 119V121H4ZM23 119H24V121H23ZM40 119V120H39ZM111 119V120H110ZM118 119V120H117ZM153 119V120H152ZM166 119V120H165ZM192 119L193 120H196V121H198V122H193L192 121ZM32 120V122H30ZM113 120V121H112ZM170 120V121H169ZM12 121V120H11ZM10 121V122H11ZM14 121V120H13ZM12 121V122H13ZM23 121V122H22ZM35 123H37V124H35ZM43 121V122H42ZM161 121H162V119H161ZM169 121V122H168ZM15 122V121H14ZM147 122V123H146ZM20 122H19V124H21ZM40 123V124H39ZM115 123V124H116ZM170 124L171 125V127L169 126H167V124ZM193 123H195V124H193ZM200 123V124H199ZM41 126H39V125ZM154 124V123H153ZM196 124H198V125H196ZM211 124H213L212 126H211ZM26 125H24V126H26ZM43 125V126H42ZM202 125V126H201ZM36 126H34L35 128H36ZM118 126V127H117ZM153 126V125H152ZM183 126V125H182ZM209 126H210V129H209ZM222 126V127H221ZM43 127V128H42ZM145 127H149L148 129V131H147V129H145ZM169 128V130H171L170 132H172V133H170L169 132V130H168V128ZM202 127V128H201ZM206 127H208V128H206ZM254 127V128H253ZM207 130H206V129ZM252 128V129H251ZM37 129V128H36ZM120 129V130H119ZM199 129V130H198ZM212 129V130H211ZM41 130V131H42ZM123 130V131H122ZM147 131V132H145V131ZM152 130V131H151ZM33 131H35V130H33ZM120 131H121V134H120V136H119V133H120ZM122 132H126L125 134L123 133V135H122ZM169 132V133H168ZM167 133L170 135H168V137H167ZM202 134V135H198V134ZM125 135V136H124ZM127 135V136H126ZM123 136V137H122ZM172 136V137H171ZM197 138V137H196ZM157 140L160 142L161 140H159L158 138H155V142L153 141V144L154 145H158L157 143H159V142H157ZM147 141V142H146ZM132 142V143H131ZM137 144V145H136ZM209 144V145H208ZM222 144V145H221ZM117 145V146H118ZM147 145V146H146ZM204 145V146H203ZM131 146V147H130ZM135 146V147H134ZM159 146V145H158ZM158 146H156V147H158ZM123 147V148H122ZM190 147V148H189ZM200 147V148H199ZM104 148H105V146H104ZM187 148H189V149H187ZM195 148H197V149H195ZM199 148V149H198ZM148 149V150H147ZM189 150V151H188ZM193 150V151H192ZM160 152H161V150H159ZM185 151V152H184ZM196 151V152H195ZM194 152V153H193ZM192 154V155H191ZM194 154V155H193ZM202 154V155H201ZM190 155V156H189ZM148 156V157H147ZM168 156V159L169 160H167V161H170V162H167L166 161V157ZM175 159V160H172L173 158ZM185 157H186V159H185ZM256 158V162L255 163H253V164H251V161H250V158ZM147 158H149V161H147L148 159ZM183 158H184V160H183ZM147 159V160H146ZM171 159V160H170ZM188 159V160H187ZM72 160H74V161H72ZM72 162L74 163V162H76V160L74 159V158H72L71 159V161H70V164H68V163H65V162H62L61 164H62V169H63V174L65 175L67 172H70L69 170H70V168L72 169V171L73 172H75L76 173V175L78 174V176H77V178H75V180H76V183H78L79 182V187H81L82 186V181H84V184H87L86 185V187L87 186H89L90 188H91V190H99L100 188H101V181L98 179V178H96L95 177V175H93L92 173H91V171H89V166L90 165H85L86 167H85V170H84V166H82V165H80V167H79V165H77V166H75L74 167V164H72ZM122 162H124V160H122ZM123 164V163H122ZM72 165H73V167H72ZM126 165V166H125ZM129 164H127V162H124V164H123V167H127ZM91 167V166H90ZM262 168V169H261ZM85 172H84V171ZM60 172V171H59ZM62 172H60V174H61ZM82 173V174H81ZM85 174V176H84V174ZM212 173V174H211ZM259 173H261V174H259ZM73 175V176H72ZM227 175H228V178H227ZM70 176L73 178V177H75V174H73L72 172H70ZM214 177H216V178H214ZM227 178V179H225V181L227 180V182H225L224 181V179L223 178ZM66 178V176H64V179ZM221 178H222V181H224V183L225 184H223V182H221L220 180H221ZM231 178V179H230ZM67 179V178H66ZM97 179H98V181H97ZM230 179V180H229ZM74 181V180H73ZM232 181V182H231ZM240 181V182H239ZM242 181V182H241ZM91 182H92V185H91ZM98 182V183H97ZM235 182H238V183H236L235 184ZM252 183L251 185L249 184V183ZM222 183V184H221ZM227 183V184H226ZM254 184V185H253ZM257 184V185H256ZM236 185V186H237ZM78 186V185H77ZM142 186H144V188H143V191L144 192H147V191H151L152 190V188L150 189V187H148V186H145V185H142ZM224 186V187H223ZM256 186V187H255ZM146 188H149V189H146ZM225 188V189H224ZM138 189H135V190H133V191H137ZM217 192V191H216ZM221 192V191H220ZM231 193H233V192H231ZM235 193V192H234ZM240 195H242V194H240ZM146 196H147V194H146ZM108 202H110V201H108ZM68 203H70V204H72V203H74L73 202V200H71L69 197H68ZM40 221H41V219H40ZM70 221H72V219L70 218V219H68V220H65V221H63V220H61V222H58L56 225H63V224H66V223H68V222H70ZM41 223H42V221H41ZM56 225H52V224H48V226H45L42 230H40V231H38L39 233H43V232H45L44 230L46 229V227H52V226H56ZM38 233V234H39ZM33 236H34V234H33ZM11 241H12V243H13V240H10L9 241V243H11ZM12 243L10 244L11 246H7L4 250H3V252H6V251H9L11 248L10 247H12ZM0 252H2V250H0Z\"/></svg>",
    "mask_w": 264,
    "mask_h": 264
},
{
    "label": "bare ground",
    "instance_id": "2",
    "mask_svg": "<svg viewBox=\"0 0 264 264\" xmlns=\"http://www.w3.org/2000/svg\"><path fill=\"white\" fill-rule=\"evenodd\" d=\"M5 1V0H4ZM8 1V0H7ZM19 1V3H20V0H17V2ZM30 1V0H29ZM40 1V0H39ZM39 1H36V2H38L39 3ZM54 1V0H53ZM52 1V2H53ZM76 1V0H75ZM81 1V0H80ZM80 1H79V5H80ZM83 1H85L84 3L85 4H88V3H86V1L87 0H82V3H83ZM93 1V0H92ZM96 1V0H95ZM98 1V0H97ZM102 1H104V0H102ZM115 1V0H114ZM113 1V2H114ZM120 1V0H119ZM124 1V0H123ZM122 1V2H123ZM133 1V0H132ZM135 1V0H134ZM139 1V0H138ZM141 1H143V0H141ZM141 1H140V3H141ZM150 1V0H149ZM171 1V0H170ZM198 1V0H197ZM204 2H206L205 0H203ZM214 1V0H213ZM213 1H212V3H213ZM0 2H2V1H0ZM6 2V1H5ZM5 2H3V3H5ZM31 2V1H30ZM35 2V1H34ZM34 2H31V3H33L34 4ZM48 2H51V0L50 1H48ZM47 2V3H48ZM62 2V1H61ZM67 2V1H66ZM88 2V1H87ZM94 2V1H93ZM107 2V1H106ZM116 2V1H115ZM156 3V1H153V3ZM158 2H159V0H158ZM158 2L155 4V5H157L158 4ZM166 2H168L167 0H166ZM204 2H202V4L204 3ZM210 2V1H209ZM9 2H7V3H5V5L6 4H8ZM40 3H43V2H40ZM47 3H45L46 5H47ZM70 3V2H69ZM81 3V5H82V8L84 7V5L85 4H82ZM105 3V2H104ZM108 4L107 5H109L110 4V2H107ZM125 3H127L126 1H125ZM124 3V4H125ZM129 3V2H128ZM144 3H145V5L148 3V1H147V3H146V0H144ZM152 3V2H151ZM165 3V2H164ZM172 3V2H171ZM214 3H215V1H214ZM11 4V3H10ZM44 4V3H43ZM57 4V3H56ZM63 4V3H62ZM89 4H90V2H89ZM101 4H103V3H101ZM100 4V5H101ZM106 4V3H105ZM115 4V3H114ZM116 4H117V2H116ZM119 4H121V3H119ZM131 4V3H130ZM129 4V5H130ZM133 4V3H132ZM149 4V3H148ZM159 4H161V3H159ZM158 4V5H159ZM166 4V3H165ZM201 4V5H202ZM2 5V3L0 4V6ZM21 5V4H20ZM37 6H34V5H32L31 6V8H33V9H35V7H36V9H37V7H39L40 5H42V4H40L39 6H38V4H36ZM46 5L44 6V7H46ZM51 5V4H50ZM54 5V4H53ZM59 5H61V4H58V6ZM78 5V6H79ZM90 5H92L93 6V4H92V2H91V4ZM96 5H98V4H96ZM100 5H98L99 7H101ZM106 5V6H107ZM127 5V4H126ZM125 5V6H126ZM137 5V4H136ZM135 5V6H136ZM140 5H143V2H142V4H139V6ZM153 5V4H152ZM167 5V4H166ZM169 5V4H168ZM204 5V4H203ZM205 5H207V4H205ZM3 6V5H2ZM7 6V5H6ZM23 6H24V4H23ZM26 6V5H25ZM24 6V7H25ZM28 6V5H27ZM30 6V5H29ZM48 6V5H47ZM62 6V5H61ZM65 6H67V5H65ZM69 6V5H68ZM89 6V5H88ZM88 6H86V7H88ZM94 6H95V2H94ZM93 6V7H94ZM98 6L96 7V9L98 8ZM112 6V5H111ZM121 6V5H120ZM134 6V5H133ZM138 6V7H139ZM149 6H151V5H149ZM148 6V7H149ZM164 6V5H163ZM174 6V5H173ZM10 8H11V6H9ZM7 8V9H10V8ZM22 7V6H21ZM44 7H42V6H40L39 7V10H40V8H42L41 10L44 12ZM55 6H53V8H54ZM70 7H71V5H70ZM70 7H69V9H70ZM104 7V6H103ZM108 7V6H107ZM114 7V6H113ZM123 7V6H122ZM137 7V6H136ZM137 7V8H138ZM141 7V6H140ZM146 7V6H145ZM155 9H158V8H160V7H158V8H156V6H153ZM165 7V6H164ZM204 7H206V6H204ZM214 7V6H213ZM4 9H6V7L4 6L3 7ZM48 8V7H47ZM52 8V7H51ZM75 8V7H74ZM91 8V7H90ZM106 8V7H105ZM115 8V7H114ZM128 8V7H127ZM129 8H131V7H129ZM142 8V7H141ZM152 7H150V9H151ZM168 8V7H167ZM209 8V7H208ZM0 9H2L1 7H0ZM25 9V8H24ZM46 9V8H45ZM61 9H62V7H61ZM89 9V8H88ZM92 9V8H91ZM93 9H95V8H93ZM118 9V8H117ZM124 10L126 9V7L125 8H123ZM132 9H133V7H132ZM140 9V8H139ZM143 9V8H142ZM146 9V8H145ZM144 9V10H145ZM154 9V10H155ZM169 9V8H168ZM172 9V8H171ZM174 9V8H173ZM212 9V8H211ZM38 10V9H37ZM40 10V11H41ZM58 10H59V8H58ZM68 10V9H67ZM72 9H70V10H68V12L69 11H71ZM76 10V9H75ZM79 10V9H78ZM86 10V9H85ZM98 10V9H97ZM101 10V9H100ZM103 10H105L104 8H103ZM102 10V11H103ZM110 10H111V8H110ZM119 10V9H118ZM122 10V9H121ZM127 10V9H126ZM135 10V9H134ZM137 10V9H136ZM143 10V12L145 13L146 12V10L144 11ZM149 10V9H148ZM147 10V11H148ZM159 10V9H158ZM158 10H156L158 13H159V11ZM161 10V9H160ZM203 10H205V8L203 9ZM208 10H210V9H208ZM10 11L12 12V14H14V16L16 17V12H14L12 9L11 10H9L8 12V14L6 15L5 13H4V11H3V14H2V12H0V55H2L3 56V58L6 56V57H8V59H9V57H10V59L9 60H7V58L5 57L4 59H5V64L3 63V61L2 60H0V78H2V82L3 83H5V86H9V90L12 92L13 91V93H11L10 91V93L11 94H13V98L15 99V97L17 96L18 97V92L20 93V91L22 90V89H25V91H26V89L29 91V94H27V92H26V94H25V91H24V94H23V92L22 93H20V97H18V99H15V102H18L17 104H19L20 102L22 103V105H23V103L24 102H26L27 100L25 99V101H23L22 99L24 98V97H26L27 95L28 96H31V97H33V98H36V100L38 101V99H39V101L41 102L39 105V115H41V117H40V119H43V123H44V128H43V130L41 131L40 129L38 130V127L36 126V125H33V126H29V124H31V123H29L28 125H26V124H24V125H26V126H24L23 125V123H21V121L20 120H17V119H21L22 118V116L21 117H19L18 116V118H16V119H13V118H10L9 120H7V122H5V123H0V214L1 213H3L4 212V207H5V209L8 207V209L9 210H7L6 211V213L7 212H9V216H8V218L6 217V220H5V218L4 217H1L0 216V250H2V252H3V250L7 247V246H11L10 244L12 243V241H11V243H9V241L10 240H13V242H14V238H12V237H10V235L9 234H7L4 230H3V228L1 227V226H7L8 228L10 227H12V224H10V220L12 221V223H15V222H17L18 221V217L16 216V211H15V208H16V205H17V203H16V200L14 199V197H11L10 198V204H8V203H5V202H7L6 200H5V196H4V192H9V193H13V192H17V186L16 185H14V184H12L11 182H10V180L13 178V177H11L12 176V174L13 173H17L18 174V181L21 183V182H23L24 180V185L26 184V191H27V196L25 197V198H21L20 199V204L22 205V207L23 208H26V210H28L27 212H26V215H25V219H24V221H25V223H26V225L27 226H30L29 228H27L28 229V231H27V234L25 235V236H33V231L31 230L33 227H32V223L33 222H36V221H40V219L42 220L43 219V221L44 222H47V221H49V218H52V219H54L53 217H52V213H51V209H54L56 212H57V214H58V217H61L63 214H64V212H70L71 211V213H70V217H71V219L73 220V221H75V220H78V219H80L81 218V216H83V210H82V208H83V204H84V202H83V197L85 198H87L88 196H89V210L90 211H88L91 215H92V217H94V219H99L102 215H103V212H104V210H105V204H108V203H112V202H114L115 200H117L118 198H121V196H122V194L123 193H126V192H131V191H133V190H135V189H137V188H139V186H141L147 179H149V178H151V177H154V176H156V177H158L159 178V180H160V182H161V185L160 186H157L155 189H154V191L153 192H157V193H162V194H167V193H170V192H174V191H177V190H179V189H182L183 188V190L184 189H186V190H188V189H190V188H192V186H193V188H195V187H197L198 186V188H199V186H202L203 184H205V185H207L210 189H212V190H215V191H217V193H219L220 191H223V188H222V186L220 187V186H218L219 184H217L216 182H215V180H217V179H220V178H218L217 177V179H213L211 176H210V171H209V168H207L208 166H206L204 163H203V161L202 160H198V159H196V157H198L200 154H198V153H200L199 151H201V150H197L198 151V153H197V155L198 156H196V154L194 155V156H190L188 159L190 160V162H187L186 160L185 161H181V159H179V161L180 162H178V161H172V162H170V161H167V160H169L168 159V156L166 157L167 159H166V161L167 162H170V163H168V164H165V163H163V162H161V160H159L160 158H163V157H165L168 153H170V152H174V153H176V154H181L182 153V147L183 146H190L192 149L194 148V147H196V146H199V145H196L197 143H199V142H196V140H199L200 139V137H198L197 135H196V133H198V132H196V129L197 128H199L200 126L198 125V124H196V125H198V127L196 126L195 127V125L193 126L192 124L190 125V123H191V121H190V119H189V116L191 117L192 115H189L188 116V118H185L186 120H183L182 119V121L184 122V123H182V122H180V123H176V122H172L171 121V125H172V127H171V125L168 123L167 124V126L169 125L170 127H171V130H174L175 132V136H174V142L173 143H169L168 141H167V139H165V136L163 137V138H161V135L163 136L164 134H166V124L164 123V122H166L168 119H167V116H166V121H164L163 122V118H162V116L163 115H166V114H168V112L166 113V114H163V115H161V113L159 114V115H161V116H156V115H154V117L156 116V118L157 117H161V119H162V121H161V119L159 120V119H157V120H155L153 123H152V125H151V123H150V127H152V129H153V139H152V141H150L151 142V144H149V145H151V147L149 148V157H150V161H149V158H147L146 160L147 161H149V162H146L145 161V159L144 158H141V149L143 148V146L146 144L145 142V144L141 141V140H139V145H138V147H137V149L136 148H133V150H130L129 149V152L127 153V154H125V159H120V157H119V155H118V152L119 151H117V150H119V146L120 145H118V144H120L121 142H123V141H130L129 140V138L127 137V139H124L123 138V140H120V142H119V140H117L116 138H115V133H116V125H117V123L116 122H114L113 120H114V118H113V122H111V121H106L105 119L103 120V119H101V117H95L94 115V117L92 116V115H90V109L88 108V109H86V108H84V109H80V108H78V107H76L75 105H76V99H75V104L73 103L74 102V100L73 101H71L70 100V97L69 96H71L69 93H70V91L69 92H67V90H66V87H63V88H61L60 86H59V84L63 81H60L62 78L60 77V80L55 76V75H52L50 72V69H51V67L49 66V65H46V63H45V59H43V56H42V54L41 53H44V51L43 52H40V51H38V50H36L35 48H33L32 46L34 45L33 43H31V45L32 46H30V47H28L27 45L26 46H24L25 45V42L28 44V42H27V40H26V38H28L27 36H24V34L26 33L25 31H23L22 30V28L20 27L21 25H20V23L16 20V19H14V17H9L8 18V16H9V14H11L10 13ZM26 11V10H25ZM33 11V10H32ZM32 11H30V12H32ZM41 11V13L43 14V12ZM73 11V10H72ZM120 11V10H119ZM141 11V10H140ZM151 10H149V12H150ZM156 11H155V13H156ZM164 11H165V8H164ZM164 11H162V12H164ZM167 11H169V10H167ZM28 12V11H27ZM36 12H38V11H36ZM50 12V11H49ZM52 12V11H51ZM50 12V13H51ZM54 12V11H53ZM68 12H67V15H68ZM75 12V11H74ZM80 12V11H79ZM93 12V11H92ZM100 12V11H99ZM99 12H97V13H99ZM112 12V11H111ZM118 12V11H117ZM124 12V16H125V11H123ZM123 12H121V13H123ZM142 12V13H143ZM149 12H147V13H145V14H148ZM26 13V12H25ZM33 13V12H32ZM41 13L39 12V15L41 16ZM46 13V11L44 12V14ZM55 13V12H54ZM84 13V12H83ZM82 13V14H83ZM88 13H89V10H88ZM101 13V12H100ZM113 13V12H112ZM119 13V12H118ZM133 13V12H132ZM136 13H139L138 11L136 12ZM144 13H143V15H144ZM152 13L154 14V12L152 11ZM173 13V12H172ZM196 13V12H195ZM19 14V13H18ZM28 15H29V13H27ZM34 14V13H33ZM36 14V13H35ZM53 14V13H52ZM52 14H50V15H52ZM62 14V13H61ZM107 14H108V12H107ZM128 14V13H127ZM126 14V15H127ZM167 14V13H166ZM3 15L4 16H7V17H3ZM38 15V14H37ZM56 15H59V14H56ZM66 15V16H67ZM77 15V14H76ZM90 15V14H89ZM102 15H103V13H102ZM106 15V14H105ZM109 15V14H108ZM116 15H117V13H116ZM132 15V14H131ZM136 15V14H135ZM141 15V14H140ZM150 15H152L151 13H150ZM171 15V14H170ZM213 15V14H212ZM215 15V14H214ZM213 15V16H214ZM27 16V15H26ZM43 16V15H42ZM42 16H41V18H42ZM55 16V15H54ZM65 16V15H64ZM87 16V15H86ZM91 16V15H90ZM98 16H99V14H98ZM110 16V15H109ZM109 16H107V18H109ZM146 17L148 16V15H145ZM154 16V15H153ZM161 16V15H160ZM195 16V15H194ZM216 16H218V15H216ZM18 17V16H17ZM16 17V18H17ZM20 17V16H19ZM18 17V18H19ZM32 17H35V15H31V17L30 18H32ZM39 17V16H38ZM38 17H36V18H38ZM45 17H47V15H44V18ZM60 17H61V15H60ZM68 17V16H67ZM93 17V16H92ZM101 17V16H100ZM99 17V18H100ZM104 17V16H103ZM115 17V16H114ZM120 17H122V15H120ZM119 17V18H120ZM130 16H128V18H129ZM132 18H133V16H131ZM140 17V16H139ZM143 17V16H142ZM162 17V16H161ZM218 17H220V15L218 16ZM40 18V17H39ZM38 18V19H39ZM48 18V17H47ZM50 18V17H49ZM52 19H53V17H51ZM76 18V17H75ZM74 18V19H75ZM86 18V17H85ZM112 18V17H111ZM116 18H118V17H116ZM123 18H125V17H123ZM135 18V17H134ZM141 18V17H140ZM140 18H138V19H140ZM148 18V17H147ZM155 18V17H154ZM157 18V17H156ZM34 19V18H33ZM55 19H57V18H55ZM66 19V18H65ZM69 18H67V20H68ZM94 19V18H93ZM92 19V20H93ZM98 19V18H97ZM101 19V18H100ZM122 19V18H121ZM125 19H127V16H126V18ZM131 18H129V20H130ZM146 19V18H145ZM152 19V18H151ZM167 19H169V18H167ZM217 19V18H216ZM242 18H240V20H241ZM40 20V19H39ZM43 21H44V19H42ZM109 20V19H108ZM114 20H116V19H114ZM119 20V19H118ZM134 20V19H133ZM162 20V19H161ZM166 20V19H165ZM172 20V19H171ZM174 20V19H173ZM243 20V19H242ZM20 21V20H19ZM30 21V20H29ZM45 21H46V18H45ZM50 21V20H49ZM90 21V20H89ZM89 21H87V23L89 22ZM98 21V20H97ZM124 21H126V20H124ZM128 21V20H127ZM143 21V20H142ZM221 21V20H220ZM245 21V20H244ZM243 21V22H244ZM19 24H17V23ZM31 22V21H30ZM37 22H38V20H37ZM40 22V21H39ZM42 22V21H41ZM47 22H48V20H47ZM51 22V21H50ZM55 22V21H54ZM58 22V21H57ZM71 22V21H70ZM80 22V21H79ZM86 22V21H85ZM94 22V21H93ZM115 22V21H114ZM134 22V21H133ZM132 22V23H133ZM136 22V21H135ZM166 22V21H165ZM243 22H242V24H243ZM46 23V22H45ZM53 23V22H52ZM51 23V24H52ZM63 23H65V22H63ZM74 23V22H73ZM82 23V22H81ZM157 23H159V22H156L155 24H157ZM171 23H173V22H170V24L169 25H171L172 26V24ZM183 23V22H182ZM236 23V22H235ZM41 24V23H40ZM43 24V23H42ZM48 24V23H47ZM46 24V25H47ZM57 24V23H56ZM76 24V23H75ZM90 24V22L88 23V25ZM92 24V23H91ZM115 24V23H114ZM130 24H131V22H130ZM136 24V23H135ZM139 24H140V22H139ZM144 24H147V23H144ZM150 24V25H149ZM151 24H153L154 25V23H148V26H147V29L149 28L150 30H151V28L153 27V26H151ZM207 24V23H206ZM209 24V23H208ZM207 24V25H208ZM212 24V23H211ZM223 24V23H222ZM232 24H234V23H231V25ZM248 24V23H247ZM251 24V23H250ZM48 25H50V24H48ZM100 25V24H99ZM125 25V24H124ZM132 25V24H131ZM161 24L159 23V26H160ZM175 26H176V28H177V24H174ZM217 25V24H216ZM236 25V24H235ZM238 25V24H237ZM42 26V25H41ZM51 26V25H50ZM56 26V25H55ZM57 26H58V24H57ZM56 26V27H57ZM60 26H61V24H60ZM72 26V25H71ZM74 26V25H73ZM78 26V25H77ZM81 26V25H80ZM84 26V25H83ZM87 26V25H86ZM94 26V25H93ZM110 26V25H109ZM127 26V25H126ZM136 26V25H135ZM138 26V25H137ZM139 26H142L141 24L139 25ZM144 26V25H143ZM150 26V27H149ZM157 27H158V24L156 25ZM162 26H164V25H162ZM161 26V27H162ZM170 26V29H173L174 27H171ZM213 26H214V24H213ZM224 26V25H223ZM226 26V25H225ZM230 26V25H229ZM233 26V25H232ZM231 26V27H232ZM49 27V26H48ZM66 27V26H65ZM76 27V26H75ZM88 27V26H87ZM97 27V26H96ZM122 27V26H121ZM130 27L131 26H129V28L128 29H130ZM134 25H132V30L134 31H132L133 32V35H134V33L137 31V29L138 28H136L135 30H134ZM146 27V26H145ZM155 27V26H154ZM153 27V28H154ZM167 27V26H166ZM166 27H164L163 28V31H162V29H160L161 30V32H159V33H162V32H164L165 33V31H164V29L166 28ZM245 27H246V22H245ZM33 28V27H32ZM36 28H37V25H36ZM39 28H40V26H39ZM58 28V27H57ZM60 28V27H59ZM69 28V27H68ZM73 28V27H72ZM125 28V27H124ZM142 28V27H141ZM141 28H140V30H141ZM152 28V30L151 31H153V35H154V29ZM168 28V27H167ZM175 28V29H176ZM207 28V27H206ZM214 28V27H213ZM220 28V27H219ZM226 28V27H225ZM230 28V27H229ZM233 28V27H232ZM250 28H252V26L250 27ZM256 28V27H255ZM34 29H35V27H34ZM55 29V28H54ZM54 29H52V30H54ZM60 29H62V28H60ZM76 28H74L73 30H75ZM81 29V28H80ZM123 29V27L121 28V31H124V30H122ZM126 29V28H125ZM145 29V28H144ZM156 29L157 28H155V31H156ZM174 29V31H176ZM208 29V28H207ZM211 29V28H210ZM227 29V28H226ZM226 29H225V31H226ZM235 29H236V26H235ZM249 29V28H248ZM36 30V29H35ZM41 30V29H40ZM63 30V29H62ZM67 30V29H66ZM69 30H71V28L69 29ZM73 30H72V33L74 34V32H73ZM78 30H79V28H78ZM82 30V29H81ZM90 30V29H89ZM88 30V31H89ZM106 30V29H105ZM115 30H116V28H115ZM119 30H120V27H119ZM131 30V29H130ZM130 30H129V36H131L132 34V32H130ZM140 30L138 29V31H137V33H139V36H140ZM142 30H143V28H142ZM158 30H159V27H158ZM157 30V31H158ZM166 30V29H165ZM212 30V29H211ZM216 30V29H215ZM250 30V29H249ZM252 30V29H251ZM31 31V30H30ZM43 31H44V29H43ZM55 31V30H54ZM77 31V30H76ZM80 31V30H79ZM78 31V32H79ZM83 31V30H82ZM93 31V30H92ZM99 31V30H98ZM102 31H103V29H102ZM109 31V30H108ZM112 31H113V29H112ZM126 31H127V29H126ZM146 31V30H145ZM144 31V32H145ZM156 31V32H157ZM180 31V30H179ZM178 31V33H177V35L178 34H180V32ZM209 31V30H208ZM207 31V32H208ZM247 31V30H246ZM23 32H24V34H23ZM38 32H40V31H38ZM48 32V31H47ZM52 32V31H51ZM58 32V31H57ZM57 32H56V34H57ZM67 32H68V30H67ZM84 32V31H83ZM83 32H81V33H83ZM86 32V31H85ZM91 32V31H90ZM89 32V33H90ZM142 32V31H141ZM143 32V33H144ZM148 32H149V30H148ZM155 32V35H154V41H155V36H156V33ZM168 32H169V30H168ZM166 33V34H168L169 35V33ZM171 32H173V30L171 31ZM170 32V36H171V34H173L171 37H173V38H175L176 36H174V34L176 35V33H171ZM205 32H206V30H205ZM211 32V31H210ZM217 32V31H216ZM220 32V31H219ZM218 32V33H219ZM224 32V31H223ZM36 33H37V31H36ZM58 33H61V31L60 32H58ZM80 33V34H81ZM103 33V32H102ZM107 33V32H106ZM111 33V32H110ZM115 33V32H114ZM121 33V32H120ZM122 33H124V32H122ZM142 33V34H143ZM186 33V32H185ZM220 33H222V32H220ZM250 33V32H249ZM252 33H254V31L252 32ZM258 33V32H257ZM26 34H28V33H26ZM25 34V35H26ZM45 34H46V38H48V34L45 32ZM52 34V33H51ZM63 34H64V31H63ZM85 34H87V33H85ZM105 34V33H104ZM112 34V33H111ZM141 34V35H142ZM145 34H146V32H145ZM209 34V33H208ZM227 34V33H226ZM251 34V33H250ZM58 35V34H57ZM60 35V34H59ZM59 35L57 36V38H59ZM69 35V34H68ZM92 35V34H91ZM95 35V34H94ZM98 35V34H97ZM109 35V34H108ZM124 35V34H123ZM136 35V34H135ZM146 35H148V33L146 34ZM152 34H151V36L149 37V38H151L152 36H153ZM161 35H163V36H167V35H165V34H157V36H159V37H156V39L158 38V39H163L162 37H161ZM205 35H206V33H205ZM254 35V34H253ZM40 36V35H39ZM43 36V35H42ZM50 36V35H49ZM61 36H63V35H61ZM67 36V35H66ZM65 36V38L67 39V37ZM72 36H74V35H72ZM87 35H85V37H86ZM101 36V35H100ZM102 36H104V35H102ZM110 36V35H109ZM117 36V35H116ZM120 36V35H119ZM139 36H136V37H139ZM170 36H167V37H170ZM185 36V35H184ZM248 36H249V34H248ZM247 36V37H248ZM26 37V38H25ZM45 37V36H44ZM51 37V36H50ZM54 38H55V36H53ZM70 37V36H69ZM77 37V36H76ZM78 37H80V35L78 36ZM81 37H83V36H81ZM84 37V38H85ZM89 36H87L85 39L87 40V38H88ZM90 37H92V36H90ZM95 37H96V35H95ZM121 37V36H120ZM119 37V38H120ZM125 37V36H124ZM133 39H136L135 38V36L133 37V36H131ZM131 37H129V38H131ZM147 37V36H146ZM171 37H170V41H168V39L167 38H165L164 37V39L165 40H167L168 42H170L171 43ZM179 37V39H180V35H178L177 36V38ZM207 37H210V36H208V35H206V41H208L210 38H208L207 39ZM218 37V36H217ZM222 37V36H221ZM253 37V36H252ZM256 37V36H255ZM254 37V38H255ZM36 38V37H35ZM71 38V37H70ZM102 38V37H101ZM109 38V37H108ZM123 38V37H122ZM131 38V39H132ZM142 38H144L143 36H141V37H139V39H142ZM223 38H224V40H225V37L223 36ZM222 38V39H223ZM249 39H250V37H248ZM247 38V39H248ZM74 39V38H73ZM91 38H89V40H90ZM98 39H99V36H98ZM104 39V38H103ZM114 39V38H113ZM113 39H111V40H113ZM116 39V38H115ZM114 39V40H115ZM117 39H118V36H117ZM131 39H128V40H131ZM138 39V40H139ZM160 39V40H161ZM164 39H163V41H164ZM178 39V40H179ZM215 39H217L216 37H215ZM218 39L220 40V38L218 37ZM221 39V40H222ZM226 39H227V36H226ZM230 39V38H229ZM248 39V40H249ZM28 40H29V38H28ZM31 40V39H30ZM52 40H53V38H52ZM59 40H62V39H60L59 38ZM65 40V39H64ZM75 40V39H74ZM73 40V41H74ZM78 40H81V39H79L78 38ZM86 40H85V42H86ZM92 40V39H91ZM94 40V39H93ZM95 40H96V38H95ZM100 40V39H99ZM98 40V41H99ZM119 40H121V38L120 39H118V42H120ZM126 40V39H125ZM144 40V39H143ZM141 41L142 42V45H143V42L144 41ZM160 40H156L157 42L155 43V44H157V43H161V41ZM176 40V45H178V47L179 48H177V50L176 49H174L177 53H176V55H178V57L176 56V55H171L172 54V52L174 51H170L169 49H171L172 50V48H173V46H171V45H169V43H168V45L169 46H171L172 48H168V50L171 52V56H174V57H172V59L173 58H175V59H177V60H173L174 61V63H175V61L178 63V60L180 59V61H181V58H180V56H179V51H181V53H182V49L183 48H185L186 46L185 45H183V43H181L180 41L181 40H179V42H180V44L183 46H181L180 47V44L178 43L177 44V42H178V40L177 39H175ZM218 40V41H219ZM231 40V39H230ZM251 40H253V38L251 39ZM33 41V40H32ZM31 41V42H32ZM38 41V40H37ZM49 41V40H48ZM63 41V40H62ZM61 41V42H62ZM84 41V40H83ZM83 41H82V43H83ZM97 41V40H96ZM102 41V40H101ZM132 41L133 40H131V42L130 43H132ZM147 41V40H146ZM152 41V40H151ZM153 41V42H154ZM160 41V42H159ZM226 41V40H225ZM225 41L223 42V40H222V43H223V45L224 46H222V43H220L221 44V46L219 45V43H218V48H219V46H220V50H222V49H225V46H227V44H224L225 43ZM227 41H228V39H227ZM254 41L255 40H253V43H254ZM256 41H257V39H256ZM39 42V41H38ZM45 42V41H44ZM50 42V41H49ZM57 42H59L58 40H57ZM64 42V41H63ZM62 42V43H63ZM69 42H72V40H70ZM102 42H104V44H105V41H102ZM108 42H111V41H108ZM164 42H166V41H164ZM173 42H174V39H173ZM62 43H61V45H62ZM65 43V42H64ZM66 43L68 44V41H66ZM113 43V42H112ZM112 43H109V45L110 44H112ZM125 43H126V41H125ZM137 43L139 44L140 43V41H137ZM167 43V42H166ZM184 43H185V41H184ZM226 43H228V42H226ZM252 42L250 43V44H253ZM29 44H30V42H29ZM37 44V43H36ZM49 44V43H48ZM80 44V43H79ZM78 44V47H80V45ZM83 44H85V43H83ZM90 44V43H89ZM88 44V45H89ZM98 44H99V49H100V44H101V42L100 43H97V46H98ZM103 44V43H102ZM115 44V43H114ZM113 44V45H114ZM141 44V43H140ZM147 44L148 45H146V44H144V46L146 45V46H149L150 47V44L152 45V47H150L151 49L149 50V47H147L148 49H146V50H149V51H151L152 53H154V59L153 58H151L152 59V62L153 61H155V58L157 59V61H158V59H159V61H161V62H159V66L161 65V67H163V68H165V65H164V63H163V59L166 57V60H167V64H169V66H170V62H172L173 63V61H168V58L170 57V60H171V56H169L168 54L169 53H167L166 51H165V53H167V55H168V57H167V55L165 54L163 57H161L162 56V54H161V52H160V54H161V56H159V58H157V56L158 55H160L159 54V51H162V53H163V50L161 49L160 50V46H159V44H158V47H159V51L156 49V45L154 44V46H155V49H154V46H153V44L152 43H149V42H147ZM164 44V43H163ZM172 44V43H171ZM229 44V43H228ZM255 44H256V42H255ZM255 44H253V45H255ZM58 45H60V44H58ZM73 45H74V43H73ZM87 45V44H86ZM93 45V44H92ZM106 45H107V43H106ZM117 45H119V46H117ZM117 45L115 44L114 46H115V48H116V46H117V48H119L120 46H121V44H119V43H117ZM132 45V44H131ZM136 45V43L135 44H133V47H130V48H132V49H134V53H135V50H136V48L138 47V45H137V47L135 46ZM165 45V44H164ZM163 45V46H164ZM167 45V44H166ZM172 45H174V43L172 44ZM188 45V44H187ZM63 46V45H62ZM70 46V45H69ZM94 46H95V44H94ZM103 46V45H102ZM101 46V47H102ZM112 46V45H111ZM110 46V48H111V50H113L112 49V47ZM162 46V47H163ZM185 46V47H184ZM37 47V46H36ZM45 47V46H44ZM56 47V46H55ZM74 47V46H73ZM104 47V46H103ZM125 47H126V45H125ZM161 47V48H162ZM168 47V46H167ZM167 47H163V48H167ZM222 47V48H221ZM107 48V47H106ZM129 48V46L127 47V49ZM140 48L143 50L142 52H141V50H140ZM37 49H40L39 47L37 48ZM46 49V48H45ZM47 49H49V48H47ZM57 49V48H56ZM60 49V48H59ZM66 49V48H65ZM91 49V48H90ZM93 49V48H92ZM91 49V50H92ZM98 49V48H97ZM107 49H109V48H107ZM123 49H125L124 51H125V53H128L129 54V51L130 52H132L131 51V49L129 50L128 49V52H127V49L126 48H124L123 47ZM138 49H139V51L141 52V55H142V59L144 60V59H146L145 58V56H143V53H144V48H142L141 47V45H140V47L139 48H137V51H138ZM178 49H179V51H178ZM181 49V50H180ZM187 49H188V47H187ZM51 50V49H50ZM61 50V49H60ZM68 50V49H67ZM66 50V51H67ZM91 50H89V51H91ZM95 50V49H94ZM101 50V49H100ZM121 50H122V48H121ZM120 50V52H122ZM153 50H154V52H153ZM167 50V51H168ZM86 51H88V49L86 50ZM97 51V50H96ZM106 51V50H105ZM114 51V50H113ZM112 51V52H113ZM136 51V52H137ZM138 51V54H136V55H134V53L132 52V54L134 55V57H135V59H136V56L138 55V56H140V52ZM148 51V53H149V55L151 54L150 52ZM168 51V52H169ZM79 52H80V50H79ZM94 52V51H93ZM99 52V51H98ZM112 52H111V55H112ZM119 51H118V53H120ZM157 52V53H156ZM186 52H188L187 50H186ZM50 54L48 51L46 52V54ZM70 53V52H69ZM75 53V52H74ZM78 53V52H77ZM89 54H90V52H88ZM92 53V52H91ZM106 53H107V51H106ZM105 53V54H106ZM124 52H123V55L125 54ZM224 53V52H223ZM230 53V52H229ZM228 53V54H229ZM46 54H45V56H46ZM68 54V53H67ZM100 54H101V51H100V53H99V56H100ZM104 54V53H103ZM115 56H118V55H116L115 54V52L113 53ZM131 54V53H130ZM146 54V53H145ZM156 54H158V55H156ZM184 54V49H183V53H182V55ZM225 54V53H224ZM44 55V54H43ZM51 55V54H50ZM69 55V54H68ZM80 55V54H79ZM81 55H83L82 53H81ZM151 55H153V54H151ZM151 55H150V57H151ZM182 55H181V57H182ZM188 55V53H185V58H186V56ZM227 55V54H226ZM65 56V55H64ZM71 56H72V54H71ZM96 56H98V55H96ZM105 56V55H104ZM120 56V55H119ZM122 56V55H121ZM125 56V55H124ZM123 56V57H124ZM127 56H129L130 57V59H131V55H127ZM127 56H126V58H127ZM137 56V58H138V60L139 61H135L136 63H137V67H139V64H142L143 63V61L141 60V62H140V59H141V56H140V59H139V57ZM47 57V56H46ZM45 57V58H46ZM74 57V56H73ZM87 57V56H86ZM111 57H113V56H111ZM150 57H148V54H147V59H148V62L150 61ZM161 57V58H160ZM2 58V59H3ZM60 58V57H59ZM58 58V59H59ZM64 58V57H63ZM90 58V57H89ZM100 58V57H99ZM109 57L107 56V59H108ZM116 58H118V57H116ZM120 58V57H119ZM118 58V60L120 61V59L122 58H120L119 59ZM125 58V59H126ZM133 58V57H132ZM184 58V57H183ZM229 58H231V57H229ZM1 59V58H0ZM47 59H49V58H47ZM70 59V58H69ZM93 59H94V57H93ZM96 64H98L99 63V60H98V57H96ZM101 59V58H100ZM103 60H102V62L104 63L105 61H104V58H102ZM106 59V61H107V63H108V61H110L109 63L110 64H106V66L108 67L109 65H111V62H112V60H107ZM122 59H124V58H122ZM129 59V58H128ZM134 59V58H133ZM186 59H188V58H186ZM186 59H185V61H186ZM232 59H233V57H232ZM61 60V59H60ZM75 60V59H74ZM95 60V59H94ZM127 60V59H126ZM126 60H124V61H126ZM166 60H164V61H166ZM226 59H224V61H225ZM6 61H8L7 63H6ZM10 61H12V63H11V65L13 66V69H15L16 70V72H19L21 75H22V78L23 79H21V81L19 80L18 82H19V84H18V82H15V81H13L14 80V78H15V74H14V70L12 71L11 69H12V67L11 68H9V66H10V64L8 65V63H10ZM47 61H49V60H47ZM51 61H52V59H51ZM64 61V60H63ZM71 61V60H70ZM97 61H98V63H97ZM113 61H114V59H113ZM145 61V60H144ZM179 61V62H180ZM234 62H235V60H233ZM50 62V61H49ZM55 62V61H54ZM60 62V61H59ZM78 62V61H77ZM123 62V61H122ZM127 62V61H126ZM128 62L130 63L131 62V60H128ZM133 62V61H132ZM131 62V63H132ZM139 62V63H138ZM146 62V61H145ZM145 62L143 63V66H144V68L143 67H141V68H143V70L144 69H147L146 68V66H147V64H146V66H145ZM151 61H150V63H152ZM158 62H154V65L156 66V67H154L152 64H150V67H149V63H148V69H155V68H158L159 66H158ZM181 62H183L181 65H182V70L184 71V69H183V67H184V61H183V59H182V61ZM229 62V61H228ZM61 63H63V62H61ZM76 63V62H75ZM116 63V62H115ZM120 63H121V61H120ZM120 63H117L116 65L118 66H116V68L118 69V68H122V66L124 65V67H123V70H125L126 69V71H127V67L129 66V64H128V66L127 65H125V62H124V64H122L121 63V65L122 66H120L119 67V64ZM131 63H130V66L128 67L129 68V70L130 69H132V70H134V72H135V68L133 69V66H134V64L135 63H133V65H131ZM157 65H156V64ZM161 63V64H160ZM51 64H52V62H51ZM71 64H73L72 62H71ZM78 64H79V62H78ZM84 64V63H83ZM112 64H114V63H112ZM167 64H166V66H167ZM176 64V63H175ZM64 65V64H63ZM77 65V64H76ZM95 65V64H94ZM99 65V67H100V65H101V67L103 66V64H101V63H99L98 64ZM186 65H188L187 63H186ZM48 66H49V68H48ZM53 66V65H52ZM57 66H59V65H57ZM57 66H54V67H57ZM61 66V65H60ZM67 66H68V63H67ZM92 66H93V64H92ZM91 66V64H90V66L89 67H92ZM97 66V65H96ZM113 66V65H112ZM179 66H180V63L178 64V68L177 69H180L179 68ZM70 67H71V65H70ZM74 67V66H73ZM98 67V66H97ZM104 68H105V65L103 66ZM101 68V69H103V71H106L107 69H110V66L108 67V68H106V70H104V68ZM114 67H115V65H114ZM135 67V66H134ZM137 67H136V69H137ZM152 67V68H151ZM188 67V66H187ZM62 68V67H61ZM65 68V67H64ZM87 68H88V66H87ZM87 68H86V70H85V72L87 71ZM94 68V67H93ZM93 68H89L90 70H92V73L90 74L91 75V77L93 76V77H95L96 76V72L94 73V71H93ZM96 68V67H95ZM112 68V67H111ZM125 68V69H124ZM141 68L139 69L140 71H141ZM160 68V67H159ZM159 68L157 69L158 71H160V72H162V70H163V68L161 69L160 68V70H159ZM176 68V67H175ZM56 69V68H55ZM79 69H81V68H79ZM89 69H88V71H87V73L88 72H91V71H89ZM115 69V68H114ZM113 69V70H114ZM177 69H175V70H177ZM62 70H64V69H62ZM70 71L72 70V69H69ZM69 70H67V72L69 71ZM77 70H78V67H77ZM120 70V69H119ZM122 70V71H123ZM142 70V71H143ZM174 70V72L175 73H177L176 71ZM82 71V70H81ZM80 71V72H81ZM116 71V70H115ZM118 71V70H117ZM122 71H120V72H122ZM137 71V70H136ZM164 71H165V69H164ZM168 71H170L169 69H168ZM173 71V70H172ZM72 73L71 74H73L74 72L73 71H71ZM76 72H77V74H76ZM75 72V74L77 75V80L79 79L80 80V76H79V70L78 71H76ZM108 72H109V70H108ZM107 71H106V74L108 73ZM111 72H112V70H111ZM110 72V73H111ZM124 72V71H123ZM133 72V73H134ZM153 72V71H152ZM174 72H171V73H174ZM187 74H188V76H189V73H190V70L188 71V69L185 71ZM183 73L182 72V74H184V78H185V76L187 77V74L186 73ZM103 73H105V72H103ZM119 73V72H118ZM127 73V77H128V71L126 72ZM133 73H132V77H133ZM137 73V72H136ZM142 73V72H141ZM139 71H138V73H137V75L138 74H141ZM145 73V72H144ZM170 73V72H169ZM101 74V73H100ZM122 74V73H121ZM163 74V79H165L166 77H167V75H168V73H167V71H166V74L165 73H162ZM164 74L166 75V76H164ZM70 75V74H69ZM81 75V74H80ZM86 74H84L83 75V71H82V76L84 77ZM89 75V74H88ZM88 75H86V77H88V78H90ZM120 75V74H119ZM143 75H145L146 76V73L145 74H143ZM156 75V74H155ZM169 75H173V74H169ZM178 75H180L179 73H178ZM18 77H19V75H17ZM60 76V75H59ZM72 76V75H71ZM70 76V77H71ZM78 76H79V78H78ZM105 76V75H104ZM103 76V77H104ZM139 76V75H138ZM153 76H154V74H153ZM158 76V75H157ZM192 75H190V77H191ZM18 77H16V79L18 78ZM86 77H84V79L86 78ZM98 77V76H97ZM107 77V76H106ZM126 77V76H125ZM142 77H144V76H142ZM141 77V78H142ZM147 77H149L150 78V74H147V76L145 77V78H147ZM151 77H152V75H151ZM170 76H168V78H169ZM173 77H174V75L172 76V77H170V78H172L173 79ZM181 77V76H180ZM180 77H178V78H180ZM72 78H74V77H72ZM100 78V77H99ZM148 78V79H149ZM156 79L157 78H159V77H155ZM154 78V80H155V83L154 82H151V81H153V77L151 78V79H147L149 82H148V84L146 85V86H148L149 84L151 85V83H153L152 84V86H154L153 88H150V87H152V86H150L149 87V89H151V90H153V92H154V94L156 95H154L153 96V94H152V96H151V92L149 93V91H151V90H149V89H147L148 90V94H147V90H146V86H144L145 87V90H146V95H147V97H148V99H150V97H152V98H154L155 100H156V97L157 98H159L160 99V102H159V100L157 99V104H158V102H159V106H164V105H162V104H166L167 102H168V96H169V94L167 93V92H173V94H174V96L172 95V94H170V97L172 96V97H174L173 99L176 101V99H175V96H179V94L182 92V90L181 91H179V94L177 95V94H175L174 92H177L176 90H179L180 89V85H179V89H177V87L176 88H173V90L174 89H176L175 91H171V88L174 86V84H175V82L171 79V82H174V84H172L171 83V88H170V90L168 91V90H166V85L164 86L165 87V90H164V87H163V92H165V91H167L165 94H164V96L165 95H167V100H166V102H163V99H164V101H165V98H166V96L163 98V96H162V98H161V95H160V97H159V95H158V92H159V90H160V88H159V90H158V92L156 93V91L157 90H155V87H160V83H161V81H163V83H162V85H164V81L165 80H167V81H165L166 83L168 82V85L167 86H169V79H165V80H161L160 81V83H158L157 81H156V79ZM176 78V79H175ZM175 78H174V80H177L178 81V78H177V76H176V74H175ZM182 78L183 79V81L186 79V81L188 80V82H186V81H184L186 84L188 83V85H189V87H190V84H191V87L193 88V78H191L192 79V81L190 80L189 81V78L187 79V78ZM81 79H82V77H81ZM87 79V78H86ZM116 79V78H115ZM121 79V78H120ZM128 79V78H127ZM126 79V80H127ZM133 79H134V86H135V84H136V82L138 81V83H137V85H138V87H139V84L141 83H139V80L140 79H137V78H134L133 77ZM135 79H137V80H135ZM160 79H161V76H160ZM181 79V78H180ZM65 80V79H64ZM78 80V81H79ZM97 80H98V78H97ZM104 80V79H103ZM103 80H101V82L103 81ZM107 80V79H106ZM118 80V79H117ZM126 80H124L125 82H126ZM129 80H131V78L129 79ZM147 80H146V83H147ZM76 81V80H75ZM77 81V82H78ZM84 81V80H83ZM90 81H91V79H90ZM96 81V80H95ZM109 81V80H108ZM123 80H122V82L121 83H123L124 82ZM141 81V80H140ZM143 81H145V80H143ZM181 81V80H180ZM64 82H66V81H64ZM82 82V81H81ZM86 82V81H85ZM99 82V81H98ZM100 82V83H101ZM119 82V83H118ZM118 82H116V80H115V82L113 83V93L115 92V91H117L118 90V88H119V90H118V93H116L115 92V95H117L118 96V100H119V98H121V96H119L120 94H119V92H122V89L123 90H126V88L130 91L131 90V88H132V86H133V84H131V88L129 89V87L130 86H128L129 84H130V82L131 81H129L128 82V84H127V86H126V88L124 89L123 87H124V85H126L125 83L123 84V86H122V89H121V91H120V86H121V83H120V81H118ZM183 82V83H184ZM214 81H212L210 84L211 85H213L214 83H213ZM216 82V81H215ZM218 82H220V81H218ZM218 82L216 83V84H218ZM17 83V87H16V84ZM83 83V82H82ZM99 83V84H100ZM107 83V82H106ZM105 83V84H106ZM109 83V82H108ZM107 83V84H108ZM115 83L118 85V84H120V86H118V88H117V85H116V88L114 87V85H115ZM146 83H142V84H146ZM157 83V85L158 86H155V84ZM165 83V84H166ZM180 82H177L175 85H178ZM190 83V84H189ZM221 83V82H220ZM223 83V82H222ZM0 84H1V82H0ZM7 84V85H6ZM10 84L12 85V84H14L15 86L14 87H16V88H12L11 86H10ZM73 84V83H72ZM85 83H83V85H84ZM87 84V83H86ZM91 84V83H90ZM95 84H97V83H95ZM102 84L104 85V83H101V85H99V87H102ZM106 84V85H107ZM210 84H208L207 85V83H206V87L207 86H209ZM216 84H214V85H216ZM60 85H62V84H60ZM63 85H65L66 86V84H63ZM161 85V86H162ZM188 85H186L187 86V88L186 87H184L185 89V91L187 90V92H189L188 91ZM211 85L209 86L210 88H211ZM90 86V85H89ZM97 86V85H96ZM96 86H95V88H96ZM140 86H141V88L143 87V85H141L140 84ZM217 86H219L220 87V85L218 84ZM0 87H1V85H0ZM68 87V86H67ZM98 87V86H97ZM106 87V89H104ZM103 86V89L101 88V90H102V92H101V95L104 97H107V99L110 97H108V96H106V94H105V92L106 91H108V89H109V91H110V88H109V86L107 87V86ZM137 87V86H136ZM135 87V88H136ZM138 87H137V89H136V92H134L135 93V95L140 91H142L143 92V98H144V96H145V98L147 99V97H146V95H145V92H144V88H140V89H138ZM208 87V88H209ZM3 88H4V86H3ZM65 88V89H64ZM69 88V87H68ZM67 88V89H68ZM77 88V87H76ZM94 88V90L95 91H93L92 89H93V86H92V88H91V92L93 91V93H94V95L96 96V93L98 94H100V92H97L96 91V89ZM135 88H132L133 90L135 89ZM168 88V89H169ZM181 88H182V86H181ZM221 88V87H220ZM222 88H225V87H223L222 86ZM2 89V88H1ZM78 89V88H77ZM100 88H97V90H99ZM194 89V88H193ZM216 89H217V87H216ZM229 89V88H228ZM17 90H18V92H17ZM88 90V89H87ZM105 90V91H104ZM125 91L124 92V94H126L127 95V93L126 92H129V91ZM133 90H131L129 93H128V95H130V98H131V100L129 99V96H128V101L130 100V102L132 101V98L134 99V97L133 96H131V95H133ZM190 90V89H189ZM211 90H212V88H211ZM213 90H215L214 89V86H213ZM218 91L220 90V89H217ZM222 90V89H221ZM224 90V89H223ZM222 90V91H223ZM241 90V89H240ZM14 91L15 92H17V94H16V96H15V94H14ZM23 91V90H22ZM89 91V90H88ZM89 91V92H90ZM103 91H104V93H103ZM135 91V90H134ZM183 92L185 95H187L186 93L187 92ZM191 91V90H190ZM225 91H227V89L225 90ZM89 92H87V93H89ZM163 92H159V93H163ZM210 92V91H209ZM2 93V92H1ZM0 93V94H1ZM75 93V92H74ZM107 93V92H106ZM132 93V94H131ZM191 93H192V95H194L193 94V91H191ZM213 93V92H212ZM211 93V94H212ZM98 94V95H99ZM110 93H107V95H109ZM124 94L122 95V93H121V95L122 96H124ZM140 94V95H139ZM139 94H137V95H139V99H140V97H142V95H141V93H139ZM149 94H150V96H149ZM184 94H182L181 96L183 97V95ZM198 94V93H197ZM214 94V93H213ZM7 95V94H6ZM74 95V94H73ZM91 95V94H90ZM97 95V96H98ZM113 95V94H112ZM114 95V97H113V99L115 98V100H117V96H115ZM134 95V96H135ZM184 95V100H185V98L186 99H189L188 98V95H189V97L191 98V99H189V100H186V103H187V101L189 102L190 100H192V96L190 95V92H189V94L187 95V97ZM224 94H222L221 96H223ZM15 96V97H14ZM93 95H91V97H92ZM95 96H94V98L93 99H91V97H90V99H91V101L92 100H97V101H99L100 100V103H102L103 104V102L105 103V101H104V99H103V97L100 99V95H99V99H96L97 98V96H96V98H95ZM181 96H179V98H181V101L183 100L182 99V97ZM219 96V95H218ZM12 97V96H11ZM77 97V96H76ZM127 97V96H126ZM172 97L171 98H169V100L170 99H172ZM195 97V96H194ZM1 98V97H0ZM19 98H21V100L23 101H19ZM32 98V99H33ZM74 98V97H73ZM142 98V99H143ZM143 99V101L145 100L146 101V99ZM151 98V99H152ZM178 98V99H179ZM197 98V97H196ZM2 99H3V97H2ZM7 99V98H6ZM12 99V98H11ZM79 99V98H78ZM102 99H103V101H102ZM123 99V98H122ZM122 99L120 100V101H122ZM141 99V100H142ZM147 99V101H146V103L148 102V104L151 102V99H150V101ZM173 99H172V101H173ZM94 100V102H96ZM110 100V98L108 99V100H106L107 101V103H108V101ZM115 100H111V103L113 104V102H114V104L113 105H115V107L117 108L118 106H120L119 107V109L121 108L122 109V107L123 106H121L122 105V103L125 101L124 99H123V102L121 103L120 101H118L117 100V102L115 101ZM154 100V102L156 103V101ZM162 100V101H161ZM183 100V101H184ZM194 100V99H193ZM77 101H79V100H77ZM90 101V102H91ZM102 101V102H101ZM178 101H180V100H178ZM6 102H8V101H6ZM28 102V101H27ZM93 102V101H92ZM94 102L93 103H91V104H94ZM116 102V103H115ZM129 102V103H130ZM174 102V101H173ZM185 102V101H184ZM191 102V101H190ZM189 102V103H190ZM38 103V102H37ZM72 103L74 104V105H72ZM110 103V104H111ZM119 103H121V104H119ZM136 103H140V101L138 102L137 100H135V105H136ZM152 103H153V101H152ZM152 103H150L151 105H152ZM153 104V105H156V104ZM175 103H177V102H175ZM2 104V103H1ZM5 104V103H4ZM98 104V103H97ZM101 104V106H103ZM109 104V103H108ZM107 104V105H108ZM109 104V105H110ZM112 104L109 106V108L110 107H113L112 106ZM119 104V105H118ZM149 104V105H150ZM161 104V105H160ZM168 104V103H167ZM13 105V104H12ZM12 105H10V106H12ZM27 105H29V104H27ZM77 105H79V104H77ZM96 105V104H95ZM100 105V104H99ZM124 105V108H125V103L123 104ZM126 105H127V100H126ZM129 105V104H128ZM132 105V104H131ZM131 105L129 106V107H131ZM134 105V104H133ZM140 105V104H139ZM145 104H143V106H144ZM171 104H170V102H169V106H170ZM174 105V104H173ZM180 106V105H182V103L180 102V104H176L175 106ZM194 105V104H193ZM1 106V105H0ZM19 106H21L20 104H19ZM24 106H25V103H24ZM32 106V105H31ZM36 106V105H35ZM93 106V105H92ZM101 106H99V107H101ZM137 106H138V104H137ZM158 106V107H159ZM3 107H4V105H3ZM3 107H1V108H3ZM21 107H23V106H21ZM27 108H28V106H26ZM29 107H30V105H29ZM41 107V108H40ZM69 107V108H68ZM81 107V106H80ZM85 107V106H84ZM90 107V106H89ZM96 106H93L92 107V109L94 108V109H98L99 107H97V108H95ZM106 106H104V108H105ZM115 107L113 108V109H115ZM128 107V108H129ZM133 107V106H132ZM146 107V106H145ZM153 107V106H152ZM164 107H166V106H164ZM164 107H162V108H164ZM172 107V106H171ZM33 108V107H32ZM103 107H102V109H104ZM108 107H106V112H107V110L109 109H107ZM127 108V109H128ZM138 108V107H137ZM167 108H168V106H167ZM34 109L35 108H33V109H31V110H33V112H34ZM102 109H98L97 111L98 112H100L101 113V111H99V110H102ZM113 109H112V111H113ZM130 109V108H129ZM151 109V108H150ZM153 109H154V107H153ZM159 109H160V107H159ZM176 109V108H175ZM174 109V110H175ZM185 109V108H184ZM191 109V108H190ZM3 110V109H2ZM7 110H9V109H7ZM30 110V109H29ZM31 110L29 111V112H31ZM38 110V109H37ZM116 110V109H115ZM126 110V109H125ZM124 110V111H125ZM139 110V109H138ZM137 110V111H138ZM155 110V109H154ZM164 110V109H163ZM168 110V109H167ZM166 110V111H167ZM173 110V111H174ZM177 110V109H176ZM183 110V109H182ZM182 110H179L180 111V113H181V111ZM91 111H93V110H91ZM103 111H105V110H103ZM132 111V110H131ZM134 111H135V108H134ZM133 111V112H134ZM172 111V112H173ZM184 111V110H183ZM187 112H190L189 114H192L191 113V111H189V109L188 110H186ZM186 111H184V112H182V116H184V114H185V112ZM196 111V110H195ZM4 112V111H3ZM9 112H10V110H9ZM8 112V113H9ZM26 112H28V111H26ZM36 112V111H35ZM94 112V111H93ZM93 112L91 113V114H93ZM117 112H118V110H117ZM119 112H120V110H119ZM157 112V111H156ZM170 113H171V110L169 111ZM197 112V111H196ZM14 113V112H13ZM17 113H19V112H17ZM22 113V112H21ZM20 113V114H21ZM38 113V112H37ZM103 113H105V112H103ZM110 113V112H109ZM114 113V112H113ZM169 113V114H170ZM179 112H177V114H178ZM179 113V114H180ZM7 114V113H6ZM27 114V113H26ZM25 114V115H26ZM29 114H31V113H29ZM156 114V113H155ZM187 114L188 113H186L185 114V117L187 116ZM195 114V113H194ZM193 114V115H194ZM8 115V114H7ZM16 115V114H15ZM14 115V116H15ZM28 115V114H27ZM36 115V114H35ZM102 115V114H101ZM100 115V116H101ZM107 115V114H106ZM171 116H172V114H170ZM169 115V116H170ZM6 116V115H5ZM10 116H11V113H10ZM29 116V115H28ZM38 116V115H37ZM105 116V115H104ZM103 116V117H104ZM131 116V115H130ZM133 116V115H132ZM138 116V115H137ZM152 116V115H151ZM174 116H176V115H174ZM27 117V116H26ZM93 117V118H92ZM108 117V116H107ZM119 117V116H118ZM178 117H180V116H178L177 115V118ZM196 117H197V114H196ZM7 118H9V116H7L6 117V119ZM29 118V117H28ZM32 118H33V116H32ZM39 118V117H38ZM105 118V117H104ZM110 118V117H109ZM117 118V117H116ZM155 118V119H156ZM194 118H195V116H194ZM6 119L4 120V121H6ZM31 119V118H30ZM34 119L36 120L37 118L36 117H34ZM39 119V120H40ZM172 119H173V117H172ZM198 119V118H197ZM200 119V118H199ZM13 122H12V121ZM38 120V119H37ZM111 120V119H110ZM118 120V119H117ZM153 120V119H152ZM170 120H171V117H170ZM169 120V121H170ZM179 120L181 121V118H179ZM2 121H3V117H2ZM11 121V122H10ZM23 121H24V119H23ZM22 121V122H23ZM168 121V122H169ZM173 121H174V119H173ZM192 121L193 122H195L196 120H193L192 119ZM19 122L21 123V124H19ZM30 122H32V120L30 121ZM34 122V121H33ZM196 122H198V121H196ZM195 122V123H196ZM35 123V122H34ZM38 123V122H37ZM37 123H35V124H37ZM116 123V124H115ZM147 123V122H146ZM167 123V122H166ZM195 123H193V124H195ZM40 124V123H39ZM38 124V125H39ZM200 124V123H199ZM183 125V126H182ZM213 124H211V126H212ZM34 126H36V128L34 127ZM40 126V125H39ZM43 126V125H42ZM168 126V127H169ZM202 126V125H201ZM41 127V126H40ZM118 127V126H117ZM167 127V128H168ZM222 127V126H221ZM149 128V127H148ZM147 127H145V129H147V131L149 130ZM202 128V127H201ZM206 128H208V127H206ZM205 128V129H206ZM254 128V127H253ZM200 129V128H199ZM198 129V130H199ZM209 129H210V126H209ZM252 129V128H251ZM33 130H35V131H33ZM120 130V129H119ZM168 130H169V128H168ZM171 130H169V132L171 131ZM200 130H202V129H200ZM207 130V129H206ZM212 130V129H211ZM123 131V130H122ZM145 131V130H144ZM147 131H145V132H147ZM152 131V130H151ZM168 132V133H169ZM202 132H203V130H202ZM123 133L124 132H122V135H123ZM126 133V132H125ZM124 133V134H125ZM167 133V137H168V134ZM170 133H172V132H170ZM204 133V132H203ZM120 134H121V131H120V133H119V136H120ZM199 136L200 135H202V134H198ZM125 136V135H124ZM127 136V135H126ZM170 136V135H169ZM123 137V136H122ZM172 137V136H171ZM197 137V138H196ZM155 138H158L159 140H161L160 142L157 140V142H159V143H157L158 145H154L153 144V141L155 142ZM169 138V137H168ZM125 142H123L124 144H125ZM127 142H126V146L127 145H129V143L127 144ZM147 142V141H146ZM132 143V142H131ZM118 145V146H117ZM137 145V144H136ZM209 145V144H208ZM222 145V144H221ZM104 146H105V148H104ZM147 146V145H146ZM156 146H158V147H156ZM204 146V145H203ZM131 147V146H130ZM135 147V146H134ZM189 147V148H190ZM123 148V147H122ZM189 148H187V149H189ZM200 148V147H199ZM198 148V149H199ZM144 149V148H143ZM183 149H184V147H183ZM195 149H197V148H195ZM148 150V149H147ZM159 150H161V152L159 151ZM182 150V151H181ZM189 151V150H188ZM193 151V150H192ZM173 152L171 153V154H173ZM185 152V151H184ZM196 152V151H195ZM194 153V152H193ZM201 153H202V151H201ZM192 155V154H191ZM202 155V154H201ZM148 157V156H147ZM72 158H74L75 160H76V162H72V164H74V167L75 166H77V165H82V166H84V170H85V165H90L88 168H89V171H91V173L93 174V175H95V177L96 178H98L100 181H101V188L95 193V195H93V196H91L90 197V195H89V190H90V187L89 186H87L86 187V185L87 184H84V181H82L83 183H82V186L81 187H79V182L78 183H76V180H75V178H77V176H78V174L76 175V173L75 172H73L72 171V169L70 168V172H72L73 174H75V177H71L70 176V172H67L65 175L63 174V169H62V162H65V163H68V164H70V161H71V159ZM173 158V157H172ZM185 159H186V157H185ZM187 159V160H188ZM122 160H124V162H127V164H129L127 167H123V164H124V162H122ZM163 160H164V158H163ZM171 160V159H170ZM172 160H175L174 158L172 159ZM183 160H184V158H183ZM72 161H74V160H72ZM165 161V160H164ZM123 163V164H122ZM80 165H79V167H80ZM126 166V165H125ZM72 167H73V165H72ZM87 168V167H86ZM262 169V168H261ZM83 170V171H84ZM62 172L61 174H60V172ZM85 172V171H84ZM263 172H264V170H263ZM82 174V173H81ZM84 174V173H83ZM212 174V173H211ZM259 174H261V173H259ZM64 176H66V178L64 179ZM73 176V175H72ZM84 176H85V174H84ZM86 177V176H85ZM214 178H216V177H214ZM227 178H228V175H227ZM226 177L225 178H223L224 179V181H225V179H227ZM98 179H97V181H98ZM231 179V178H230ZM229 179V180H230ZM74 180V181H73ZM221 182H223V184H225L224 183V181H222V178H221V180H220ZM225 182H227V180L225 181ZM232 182V181H231ZM240 182V181H239ZM242 182V181H241ZM98 183V182H97ZM236 183H238V182H235V184ZM247 183V182H246ZM246 183H244V184H239V185H235V187L233 186V187H231L230 189H229V191H231V192H235L234 194H237V195H240V194H242V195H240V196H243V197H248V198H251V199H254V200H257V201H262V202H264V191H262V189L261 190H251L252 188L249 186V187H246L247 186V184ZM249 183V182H248ZM222 184V183H221ZM227 184V183H226ZM245 184H246V186H245ZM250 185L252 184V183H249ZM78 185V186H77ZM91 185H92V182H91ZM254 185V184H253ZM257 185V184H256ZM195 186V187H194ZM224 187V186H223ZM256 187V186H255ZM146 189H149V188H146ZM151 189V188H150ZM225 189V188H224ZM81 190V193L79 194V192L78 191H80ZM93 191H95V189L93 190ZM225 191V190H224ZM230 192V193H231ZM68 197L71 199V200H73V202H74V204L77 206V208L75 207V209L74 208H71L70 207V205L68 204ZM108 201H110V202H108ZM11 212V213H10ZM51 213V214H50ZM46 219H48V220H46ZM7 221V222H6ZM9 221V222H8ZM30 223H31V225H30ZM46 226H48V225H46ZM40 227H42V226H40ZM9 228V229H10ZM44 228V227H43ZM43 228H40V230H42ZM51 227H46V229L44 230V231H48L49 229H50ZM35 235V234H34ZM11 249L9 250V251H11V250H13V243H12V247H10ZM7 252V251H6Z\"/></svg>",
    "mask_w": 264,
    "mask_h": 264
},
{
    "label": "water",
    "instance_id": "3",
    "mask_svg": "<svg viewBox=\"0 0 264 264\" xmlns=\"http://www.w3.org/2000/svg\"><path fill=\"white\" fill-rule=\"evenodd\" d=\"M232 90L234 98H240L238 82ZM11 177L17 192H4L5 203L14 197L18 221L10 220V229L1 226L14 242L13 250L0 252V264H264L262 201L224 190L217 193L205 184L157 193L153 191L161 182L154 176L142 184L151 191L144 192L141 185L136 192L123 193L105 204L99 219L88 212L89 196L83 197L78 220L56 225L70 219L71 211L58 217L51 209L54 219L33 222L35 235L28 237V210L20 204L28 194L25 180L20 183L17 173ZM97 191L90 188V197ZM9 209L4 207L0 214L5 220ZM48 224L56 226L38 232Z\"/></svg>",
    "mask_w": 264,
    "mask_h": 264
},
{
    "label": "built area",
    "instance_id": "4",
    "mask_svg": "<svg viewBox=\"0 0 264 264\" xmlns=\"http://www.w3.org/2000/svg\"><path fill=\"white\" fill-rule=\"evenodd\" d=\"M215 111H220V112H222V109H220V110H216L215 109ZM250 161H251V164H253V163H255L256 162V158H250Z\"/></svg>",
    "mask_w": 264,
    "mask_h": 264
}]
</instances>
